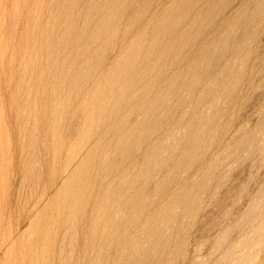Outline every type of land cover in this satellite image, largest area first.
Returning a JSON list of instances; mask_svg holds the SVG:
<instances>
[{"label": "rangeland", "instance_id": "374dc122", "mask_svg": "<svg viewBox=\"0 0 264 264\" xmlns=\"http://www.w3.org/2000/svg\"><path fill=\"white\" fill-rule=\"evenodd\" d=\"M127 1H128V3H127ZM146 1H148V0H131V1L126 0V2H125V0H0V240H1V243H0V254H1L0 255V263L1 264H16V263L17 264H28L30 261H31V263H29V264H33V263L34 264H36V263L44 264V262L48 259V257H49V259L51 257V260H47L48 262H45V264H54V262H55V264H59V263L60 264H72L73 262H74L73 264H76L75 262H77V261H78L77 264H81V263L82 264H88L89 261L91 262L90 264H94V263H97V264H105V263L106 264H110V263L111 264H116V263L117 264H136V263L137 264H150V263L151 264H153V263L154 264H264V12H263L264 8H262L260 13L258 15H256V17L254 18L252 25H251V29L249 30V33H247L245 36L247 38L244 37V39H243V42L248 43L247 46L245 47V49L246 48L247 49L244 53V59L248 60L246 62L247 63L246 64L247 70H245V72L248 75H247V77H243L245 84L242 86V88L240 90L243 94L239 93V91L238 92L235 91L234 90L235 86L233 89L234 92L232 91L231 94L230 93L226 94L227 95L226 97L229 100L231 97H233V99H236V101H233V102H231V104L228 103L226 105L224 103H222V104L219 103V105L217 107H223V104H224V106H226L224 111H226V112L224 113L222 119L218 123L213 124V126H212L214 129L219 130L218 128L222 129V127L224 128L228 123L230 124L228 132L225 136V141L227 140L225 143L226 145H232L233 144L234 136L241 129H245V131L248 132V137H247L248 140L250 139V137H251L250 140H252V138H254V140L251 141V143H248L246 145V147L243 149V151L242 150L239 151L240 153H238L237 155H234L232 158L226 159L224 161L221 160L222 153H223L222 150H225L224 148H222V150H221V149L216 148V147H211V148L206 149V150L198 151L197 158L199 157V160H198V162H196L195 167L193 169H189V171H186L187 169H185V168L182 169L178 175L176 182H174L173 184H172V181L170 184H168V181L166 182V180H165L166 178L164 177L167 172L169 175L172 174V168L170 166V160L168 159V153L171 155L173 150L170 153V149L167 148V151H163V152L161 151L159 155L152 156L151 157V160L153 159L152 162L154 161V158L155 159L157 158L158 160L156 159L155 163L154 162L152 163L155 165L152 166V164H151L150 169L147 170V172H144L143 179H140V183L137 186L135 185V188H134V189L137 188L136 191H139L143 195L144 198H146V197L148 198V196H150L151 194L152 195L154 194V197H158V201L160 200L159 202H157V204H155L156 210H159V211L157 212L158 213V215L156 216L157 218L155 217L154 219H152L150 221V227H149L150 233H149V235H147L148 231L146 230V232H144V234L142 236H139V238L137 240V246L134 247V245L132 243L134 235H136L135 233H137L139 231L140 227H143L145 224L141 223V222H139L137 224L132 223V224H130V228L128 227L129 226L128 225L125 227V229L123 227L118 226L119 222L116 223L117 225L113 224L114 216L112 217L111 209L117 208L118 204H115V203L112 204L111 203V197H109L108 195L106 196L104 194L103 195L100 194V192H102V190H104L106 188V186H107L106 182H107V184L108 183L110 184L113 176H114V179L116 177H117V179H119L121 176H123L125 167L132 168V165L134 164V162L131 160H135V159H133V157L135 155H137L138 159L141 158L140 160H142L143 156H145V152L149 150L151 144L154 142H157L159 140V138L163 137L164 133H166V130H168V129L165 128L164 125H161V123H165V121L167 120L166 118H168V114H166V113L168 112V110L170 108H173L172 105L175 106L178 103L179 98L180 99L183 98L182 100H183V103L185 102V108H186V107H189L191 105V103H193V101H192L193 96L195 98H197L201 90L205 91L204 83L200 84L201 86L199 85L198 90L199 89L200 90L197 93V92H195V90H192L193 87H195V85H196V82L194 80H190L191 78H185V77H183V78L181 77L178 79L175 78V80H173L172 75H173V73H180V75H182L183 72L186 71V67L188 64L187 62H189L188 59L192 60L195 58V57L190 56V55L195 53L196 51H198L201 48L200 46L202 45V43H203L202 41L204 40V36L201 35L195 42L194 39H195L196 34H197L196 33L197 29L192 28V26L190 25L191 21H187L186 19H182L179 16H183L185 14V12H187V14H190V13H188L189 11L194 12L196 10V12H197V10H201V8H199L200 6H202V8H204L207 4H209V1L204 0L205 5L202 4L200 6H199L200 3L198 2L199 0H194L195 3L193 0H164V1L163 0H156V1L155 0H153V1L149 0L148 3ZM134 2H136V3H134ZM143 2H144V5H143ZM154 2L156 3V5L154 4ZM157 2H159V3H157ZM177 2H178V5H177ZM259 2H260V0H236V1L232 0L231 6L229 8V13L230 12L232 13L234 9H237L238 7H240L242 5H246V4H247L250 12H255V8L257 7ZM129 3H131V4L133 3L132 4L133 10H131L132 7L130 8L131 4H129ZM146 3L150 6H147ZM165 4H167V5H165ZM172 4H174V5H172ZM175 4H176V6H175ZM152 5H153L154 9L152 8ZM170 5L173 8H171ZM193 5L195 6V8H198V9H195L193 7ZM140 6H141V8H140ZM146 6L148 8H146ZM126 7H129V8H126ZM192 7H193V9H192ZM143 8L144 9L146 8L145 11L143 10ZM119 9H121V10H119ZM139 10H140V12H139ZM179 10L181 13H179ZM120 11H121V13H120ZM135 11L136 12L138 11V12L136 13ZM142 11L144 13H147L148 15L144 14ZM131 12L134 13L135 15L132 14ZM152 12H154V13H152ZM261 12H262V14H261ZM128 13H130V15ZM163 13H164V15H163ZM172 13H173V15H172ZM176 14H178V15L176 16ZM187 14H185V15H187ZM134 16L136 18L132 19V17H134ZM137 16H138V18H137ZM169 17H170V20H169ZM112 18H114V21ZM157 18H158V20H157ZM161 18H162V21L164 20V23L166 22L164 25L162 24L163 22L161 21ZM111 19H112V22H114V23L111 22ZM135 19H137L139 24L138 23L134 24L133 21ZM206 19H207L206 17L203 18V20H206ZM129 20H132V21H129ZM139 20H141V21H139ZM159 20H160V22H159ZM175 20H177V22ZM216 20H217L216 24H218L220 19H216ZM109 21H110V23H109ZM128 21H129V23H128ZM172 21H174L175 23ZM180 21H181V23H178ZM117 23H118V25L120 24L119 25L120 27L116 26ZM122 23L124 26H122ZM127 23H128V26H127ZM177 23H178V25H177ZM159 24H160V26H159ZM110 25H112V28ZM156 25H157V28H155ZM114 26L119 28L118 32H116L118 30V28H116ZM158 26H159V30H158ZM176 26H178V28ZM138 27H139V29H138ZM143 27H144V30H143ZM172 27H174V28H172ZM130 28L131 29L133 28V30L131 31ZM163 28L165 31L163 30ZM171 28H172V30H170ZM114 29H116V30H114ZM153 29L155 31L157 29L158 32H154ZM152 30L154 33L151 32ZM166 30H169V31H166ZM125 31L130 32L129 35H128V33L125 34ZM170 31H172V32H170ZM159 32H160V34H159ZM180 32H182V33H180ZM214 32H216V28L211 27L205 33V37L210 39V36L213 35ZM151 33H153V34H151ZM162 33H164L165 35ZM122 34H124V35H122ZM167 34H170V36ZM126 35H127V37H125ZM131 36H132V38H130ZM153 36H154V38L152 39ZM186 36H188V38ZM189 36H190V39H189ZM148 37H150V38H148ZM162 38H164L162 40L163 42H161ZM181 38H183V39H181ZM186 38L189 39V43H188V40ZM192 38L194 41L192 40ZM142 39H143V41H142ZM148 39H150V40H148ZM178 39L180 40L181 43H179ZM127 40H128V42H127ZM147 42L154 44V47L152 44H148ZM164 42H165V44H164ZM185 42L188 45H186ZM175 43H177V44H175ZM182 43H184V45ZM136 45H137V47H136ZM173 45H175V46H173ZM179 45H181V46L179 47ZM249 45H250V48H248ZM157 46H159V47H157ZM171 46H173L174 48H172ZM191 46H192V48H191ZM125 47L127 48V50L125 49ZM187 47H189L191 49L189 50V48H187ZM196 47H198V48H196ZM122 48H123V50H122ZM148 48L151 50L149 51ZM161 48H162V50H161ZM183 48H184V50H183ZM137 49H138V51H137ZM146 49L148 51L145 52ZM133 50H135V51L133 52ZM142 50L144 53L142 52ZM154 50L155 51L157 50V51L155 52ZM171 50L173 51L174 56L172 55L173 53ZM168 51H170V52H168ZM185 51H186V53H185ZM158 52H160V53H158ZM133 53H135L134 56L132 55ZM150 53L152 54L151 56L148 55ZM164 53H165V55H164ZM246 53H248V54H246ZM158 54L162 58H159ZM135 55H138V57L137 56L135 57ZM143 55L146 57L148 55L149 57L144 58ZM183 55H185V56H183ZM186 55H188L189 57ZM119 56H120V58H119ZM130 56H132V57H130ZM142 56H143V58H142ZM156 56H158V60H157ZM182 56L185 59H183ZM126 57L130 61H128L126 59ZM132 58H133V61H135V62L132 61ZM141 58H142V60H141ZM151 58L153 59V62L155 60V63L150 62L152 60ZM139 59L143 63H141ZM163 59H165V61ZM180 59H181V61L183 60L182 63H180ZM118 60H119V62H118ZM186 60H188V61H186ZM156 61H157V64H156ZM170 61L174 65L173 64L170 65V63H171ZM166 62H168V63L166 64ZM130 63L133 64L134 68H133V66L129 65ZM116 64H118V65H116ZM113 65L115 67H113ZM155 65L161 66L163 69H161V67H157ZM119 66H122V67L120 68ZM128 66L130 67V69ZM163 66H165V67H163ZM112 67L114 69L115 68H117V69L112 70L113 69ZM124 67H125V69H124ZM143 67H144V69L146 67V70H143ZM152 67H154L155 70H153ZM168 68H171V69H168ZM120 69H121V71H120ZM236 69L238 70V67L234 66L233 71H235ZM132 70H133V72H132ZM159 70L164 71V73L162 71H159ZM219 70L218 69L212 70V74L213 75H219L220 74ZM123 71L124 72L126 71L128 73V75H127V73L125 74ZM151 71L154 72V75ZM239 71L245 73L244 71H241V70H239ZM111 72H114V73H111ZM116 72H118V73L116 74ZM149 72H151L152 74H150ZM158 72H159V74H158ZM165 72L167 75L165 74ZM259 73H260V75H259ZM110 74H111V76H110ZM155 74H157V75H155ZM163 74H164V76H163ZM135 75L137 76V79L140 78L141 75H144V77L146 75V78H143L141 76V78H140L141 80L140 79L137 80ZM127 76H129V78ZM106 77H107V79H106ZM119 77H121V78H119ZM134 77H135V79H134ZM147 77H149L150 81H147V79H148ZM156 77L157 78L159 77V78L157 79ZM233 77L238 78V75L234 74ZM96 78H97V80H95ZM153 78L158 80V81L155 82L156 80H154ZM167 78H168V80H167ZM98 80H99V82H98ZM106 80H107V82H106ZM129 81H130L131 87L129 86ZM133 81H135V82L133 83ZM138 81H140V83ZM108 82L109 83L114 82V83L112 85L111 84L109 85ZM116 82H118V83H116ZM136 82L139 84H136ZM181 82H183V84H181ZM150 83L151 84L153 83L155 85H153V84L151 85ZM92 84H94V86ZM132 84H134L135 87ZM140 84H142V86ZM187 84H190V85H187ZM181 85H184V87L183 86L181 87ZM132 86H133V88H132ZM139 86H141L142 88L140 89ZM152 86H154L155 89H153ZM169 86L173 87V89L175 90L174 93H172V94L166 93L167 89H165V88H168ZM101 87H102V89H101ZM118 87L120 88V90H118L119 89ZM93 88H94V90H93ZM96 88H97V90H96ZM126 88H127V90H126ZM135 88H136V91L133 90ZM148 88H150L152 92ZM182 88H184V90ZM163 89H165L164 93H166V95L164 94L165 96L163 95L164 98L160 94L163 92ZM53 90L57 91V93H54L55 91L53 92ZM95 90H96V92H95ZM121 90H123V91H121ZM125 90H126V92H125ZM138 90H141V93H144L143 95H145V96H142V94H140V91L138 92ZM146 90L151 92V93H149V92L147 93ZM106 91H107V93H106ZM119 91H121L122 98L120 97ZM193 91L195 92L196 95L192 94ZM93 92H95L96 94H94ZM133 92L136 94V96H135V94H131ZM218 92L219 91H217L216 93H218ZM235 92H237L236 94L238 95L239 98H235V96H237L236 94L234 96ZM53 93L55 95L57 94V96H54ZM145 93H147V94H145ZM183 93H185V94H183ZM113 94H114V96H113ZM138 94H140V95H138ZM186 94L188 95V97ZM127 95H128V97H127ZM131 95H132V98L129 99V97H131ZM157 95L162 96L161 102L163 100L165 101V102L164 101L162 102V104L164 103L163 105L165 106L162 109H163V111L165 109L166 110L164 111V113H163V111H161L162 113L159 112L160 115H159L157 110H154L153 113H155V115H157V117L155 115H154L155 117H153V115H151L150 119L148 118V120L142 122L144 124V126H142V123H140V121H141L140 119H142V113L144 110V107L141 106L142 101L143 100L152 101L153 99H156V98L159 99L160 97L158 98ZM182 95H183V97L181 98ZM134 96H135V98H134ZM141 96H142V98H140ZM146 96H147V98H146ZM70 97H72L73 100ZM92 97H94V98H92ZM105 97L106 98L108 97V98L106 99ZM144 97H145V99H143ZM56 98L58 101L56 100ZM88 98H89L90 102H89V100H87ZM118 98L120 101L121 100L122 101L120 102L118 100ZM127 98H128V101L126 102ZM137 98L139 99V101ZM60 99L62 100V102L64 100L65 103L64 102L62 103ZM108 99L111 102H109ZM114 99L117 102L119 101V103H121V105H119L116 101H114ZM135 99H137V100H135ZM140 99H141V101H140ZM168 99H169V101H168ZM91 100H92V102H91ZM104 100L107 102H105ZM71 101H73V102H71ZM87 101L89 104L87 103ZM95 101H96V103L94 104ZM103 101L105 104L107 103L108 105H104ZM132 101H133V104H132ZM136 101L139 102L140 104L136 103ZM175 101H177V103ZM55 102H56V104H55ZM92 103H93V106L91 107ZM122 103H123V105H122ZM102 104H103V107L100 106ZM61 105L63 106V108H61L62 107ZM116 105H118V106H116ZM204 105L205 106L202 105L199 108V112H202L204 110V108L206 106H208V104L207 105L204 104ZM56 106H57V108H56ZM96 106H99V107H96ZM108 106H110V107L113 106L114 109H111ZM136 106H138L139 111L136 110L137 109ZM159 106H161V105L159 104ZM166 106H168V107H166ZM87 107L89 108V112L91 111L90 109L93 110L90 112V114H88L89 112L87 110ZM95 107L97 108V111H96ZM105 107H107V108L105 109ZM134 107L136 109H133ZM55 108H56V110H55ZM116 108L117 109L122 108V109H120L121 110L120 111V110H116ZM58 109H60V110H58ZM101 109H102V113L100 111ZM109 109L111 110V112H108ZM114 110H115V112H113ZM131 110H132V112H131ZM134 110H136V111L134 112ZM208 110H210V109H208ZM95 111L97 112V115L100 114L101 116L104 113L105 117H104V114L102 117H100V115L99 116L95 115L94 114ZM123 111L126 113L128 111L129 112L127 114H125ZM53 112H55L57 114V116L55 113L53 115ZM133 112L135 115L137 113V116L133 115L132 114ZM49 113L50 114L52 113V114L49 115ZM130 113L132 114L133 117L131 116ZM107 114H108V116H107ZM128 114L131 116L130 118H129ZM52 115L55 116L56 118L53 119L54 117ZM90 115H93V117ZM117 115H119L121 119ZM161 115H162V117H161ZM210 115L214 116L215 112L211 110L209 113V116ZM85 116H86V118H85ZM89 116H90V119H89ZM95 116H97L98 118H95ZM110 116L113 118H111ZM158 116H160V119H165V121L160 120L159 124L162 127L158 126L157 128H159V129L154 130L157 126L156 120L158 119ZM229 116H231V117L233 116L232 119H230ZM49 119L51 121H49ZM83 119H85V120H83ZM98 119H100V120H98ZM122 119H123V121H122ZM152 119H154V120H152ZM90 120H91V123H90ZM101 120H102V122H101ZM127 120H129L130 122L128 123ZM132 120H134V121L131 125ZM55 121H56V124H54ZM109 121L111 123L110 125L108 123ZM113 121H116V125H114L115 122H113ZM136 121H138V122H136ZM51 122H53V123H51ZM73 123H74V125H73ZM78 123H79V125H78ZM85 123L88 125H86ZM96 123H98V124H96ZM102 123H103V125H102ZM112 123H114V124H112ZM120 123H124V124H120ZM151 123H152V126H150ZM153 123H154V125H153ZM75 124H76V126H75ZM55 125H58V126H55ZM77 125L78 126L81 125V127H78ZM89 125L91 128L89 127ZM127 125H129V126H127ZM96 126H97V129L99 131L101 130L100 132H98V130L96 129ZM100 126H101V129H100ZM108 126L110 127V131H108L109 130ZM111 126L113 127L114 130L111 128ZM135 126H137V127H135ZM120 127L121 128L123 127V129L126 128L125 131L122 130ZM130 127H133V128L129 129L130 130L129 131L128 128H130ZM152 127H153V129H151ZM47 128H48V130H47ZM143 128H144V130H143ZM58 129L61 132V134H63V136L65 134V136H64L65 139L68 137L69 138L67 140H65L63 138V136L59 133V131L56 132ZM87 129H88V131H87ZM91 129H92V131H90ZM71 130H72V132H71ZM118 130H119V133L117 132ZM147 130H149V131H147ZM153 130L156 131V133L158 132L157 137L153 136L154 135ZM49 131H51V132H49ZM102 131L104 132V134L102 133ZM107 131H108V134H107ZM131 131L134 132L135 136H137L135 139H134V136H133ZM142 131L144 132L143 133L144 135L142 134ZM203 131H205V129ZM80 132H81V134L78 136V134ZM86 132H88V135H90V136L87 135L89 137V138L87 137V139L85 138V136L87 134ZM146 132H147V134L149 133L148 134L149 136L146 134ZM53 133H54V135H53ZM100 133L103 135H101ZM109 133H111V134L114 133V134L111 135ZM173 133L176 135V137H179L181 135V131H173ZM119 134H121V136ZM76 135L78 136V138L76 137ZM95 135H96L97 139H96ZM97 135H99V138ZM104 135L109 136V137H106ZM115 135H116V137H115ZM118 135L120 136L119 138H117ZM57 136H59V137H57ZM70 136H72V137H70ZM123 136H125L124 138L126 140H124ZM146 136L148 139L150 138L149 141L147 140ZM103 137H105V138H103ZM51 138H52V140H51ZM82 138H84L85 140H83ZM114 138H116L117 140H115ZM139 138H141V140L143 138L144 139L141 141V140H138ZM98 139H100L101 142ZM102 139H104V140H102ZM136 139H137V144L135 145ZM91 140H92V142H91ZM95 140H98L99 143L97 144L98 141L95 142ZM113 140H114V142L115 141L117 143L119 142L118 143L119 145L116 142L115 143L117 145L114 144ZM129 140H130V143H129ZM51 141L53 144L51 143ZM57 141H59V142L57 143ZM64 141H65V143H64ZM83 141H85L84 145H83ZM102 141H104V142H102ZM122 141L125 142V143H123L124 145L120 144V143H122ZM133 141H135V142H133ZM138 141L142 142L143 145L141 143H139ZM143 141H146V143H144ZM106 142H107V144H106ZM60 143H62L61 145L64 146V149L61 145H59ZM74 143L76 145L75 147L73 146ZM88 143H89V145H88ZM128 143H129V146H128ZM175 143L177 144V142H175ZM69 144H71L72 147H74L73 151H72V147L70 148ZM101 144H105V145L103 146ZM144 144H145V146H144ZM77 145H79V147H77ZM109 145H110V147H109ZM116 146L118 149L116 148ZM134 146H136L138 148L135 147L136 148L135 149ZM60 147L63 149V151L62 150L59 151ZM67 147H69V148H67ZM89 147H90L91 151H92L91 147L94 148V151L91 152L88 149ZM145 147H146V149H145ZM171 147H172V145H171ZM50 148H52V149H50ZM102 148H103V150L100 151ZM128 148L131 150V152ZM86 149H88L91 154ZM110 149L112 151H110ZM113 149L115 150V152ZM55 150L58 152V154L56 153ZM68 150L70 152L71 151L72 152L68 153L69 152ZM76 150L78 152L77 154H75ZM78 150H80L81 152ZM121 150L125 151V153L122 151L123 152V153L121 152L122 157H121V153L117 157L116 154L118 152H120ZM136 150H138V153H136L137 152ZM103 151H104V153H103ZM108 151H109V153H108ZM185 151L186 150H184L183 152L181 151L178 154V155H180L179 157L177 156V154H175L174 155V157H176L175 160L177 158H178L177 160H180L181 154H185L186 153ZM73 152H74V154H73ZM99 152L101 155H98ZM204 152H206V153L204 154ZM83 153H85V154L83 155ZM48 154H49V156H48ZM52 154H53V156L55 155L56 157L55 156L53 157ZM92 154H94V156ZM102 154L106 155V156H102ZM166 154H167L168 163H165ZM74 155H77V157ZM96 155L98 156V158L101 161L97 158ZM109 155H110V157H109ZM160 155H161V157H160ZM82 156L84 159L82 158ZM85 156L87 157V159L89 158L88 160H90V161L85 159L86 158ZM88 156H90L91 159ZM92 156H93V158H92ZM115 156H116V158H115ZM162 156H164V157L162 158ZM105 157H108V158H105ZM112 157H113L114 161H112ZM124 157H125V160H124ZM159 157L161 158L162 161L160 160ZM107 159H109V160L107 161ZM69 160H71V161L73 160L72 161L73 164H71L72 162L71 161L69 162ZM74 160L81 163L82 167H84L82 162H85L84 163L85 167L83 168V169H85V171L80 170L82 167L81 168L79 167L80 168L79 169L77 166H75V165H77V163L74 162ZM91 160L94 161V165H93V162H91ZM117 160H119L120 162L118 161V163H117ZM67 161L71 164L70 167L68 166ZM97 161H99V163ZM106 162H110V163H106ZM122 162H124L123 165H122ZM213 162L217 163V165L214 168V176L211 175L210 177L203 180V182H201L202 185L200 188H202L203 193L200 196L199 200L195 201L196 205H194V204H193L194 206L190 205L189 209L186 212H184L181 209V206H177V205L171 207L170 209L167 208V205H166L167 200L166 199L170 198V196L174 195L176 192H179L184 187L183 183L185 182V180H187L189 177H191L192 175L195 174L194 170L196 169L197 165L202 163L203 165L209 166ZM53 163H55V164H53ZM56 163H58L60 166H62V165L63 166L60 167ZM64 163L66 166L64 169H62L64 167ZM91 163H92V165H91ZM100 163H102V165ZM157 163H158V165H157ZM108 164H110V165H108ZM53 165L54 166L56 165V166L53 167ZM121 165H122V167H121ZM48 166L50 167V170H49ZM99 166H101V167H99ZM103 166H104V168H103ZM113 166H114V168H110ZM157 166L159 168H157ZM56 167L59 169H54ZM51 168H52V170H51ZM67 168L69 169L68 170L69 172H71V170H72V172L70 174L68 171H66ZM98 168L100 169V171ZM152 168H153V170H152ZM60 169H62L61 172L59 171ZM95 169H96V171H95ZM105 169H108L107 173L105 172L106 171ZM116 169H117V171H116ZM63 170H65V171H63ZM102 170L103 171L105 170L104 171L105 173ZM156 170L157 171L159 170V172H157ZM53 171H55V172H53ZM57 171L59 173H56ZM82 171H84V172L81 173ZM170 171H171V173H170ZM78 172H80L81 174H79ZM91 172H92V174H91ZM114 172H115V174H114ZM121 172H123V173H121ZM55 173H56V175H55ZM63 173H65V174H63ZM94 173H97L98 175L94 174ZM100 173L102 176L99 175ZM72 174H74V176L73 177L69 176L70 178H68V175H72ZM168 174L166 175V177L169 176ZM57 175H58V177H57ZM80 175H81V177H80ZM105 175H106V177H105ZM118 175H119V177H118ZM54 176L57 178H54ZM77 176H78V178H77ZM99 176H101V177H99ZM179 176H181V177H179ZM60 177H61V179H59ZM74 177L78 180L79 179H81V180L77 181ZM102 177H103V179H102ZM140 178H142V176ZM71 179L73 181H71ZM92 179L94 180V182ZM98 179L99 180L101 179L100 180L101 182H99ZM145 179H147V180H145ZM64 180L67 182H65ZM149 180L151 181V183ZM61 181L63 183H65L62 186H61ZM73 182H74V185L72 184ZM75 182H76V184H75ZM79 182H80V184H79ZM69 183H70L71 187H70ZM83 183H85V184H83ZM96 183H97V185H96ZM164 183L167 184V186H164ZM92 184H93V186H92ZM76 185H79V187ZM65 186H66V188H65ZM81 186H82V188H81ZM96 186H98V187H96ZM159 186H160V189H163V190H159L160 192L158 193V192H156V188ZM50 187H52V188L50 189ZM73 187L76 190H78V188H81L80 192L78 190V192H79L78 196L76 194L77 191L73 190L74 189ZM204 187H206V191H205ZM116 188L110 187L108 189V191L113 192V191H115ZM70 189L73 190L74 192L71 191ZM96 189H98V190H96ZM68 190H69V192H68ZM91 190H93L92 193H91ZM61 191H63V193ZM61 193H62V195H61ZM95 193H96V195H95ZM68 194H70V195H68ZM43 195H46V196L44 197ZM64 195H66V197ZM71 195H73V196H71ZM74 195L79 197V199L77 197H75ZM55 197L57 198L56 201H55ZM104 198H106V200ZM181 198H183V195L181 196ZM58 199H60V200L58 201ZM68 199H70L69 202H67ZM94 199L96 200V202ZM98 199H100V200H98ZM62 200H63V202H61ZM103 200H105V201H103ZM48 201H49V203H47V204H49L51 209L53 208L52 214L50 213V210H51L50 207L48 208L47 207L48 205L46 204V202H48ZM70 201H71V203H70ZM77 201H79V202H77ZM57 202H58V204H57ZM76 202L78 205L76 204ZM100 202H102L101 203L102 205L100 204ZM59 203H61L60 205L65 203L66 208L64 205H62L60 208ZM80 203H81V205H80ZM84 203H85V205H84ZM96 203L100 204V208H99L98 212H94V209H93V207L96 205ZM45 204H46V207H45ZM52 204H53V206H51ZM67 204H69V205L67 206ZM106 204H107V207L105 206ZM111 204H112L111 208L108 207V205L110 206ZM57 205H58V208L56 210ZM76 205H77V207H76ZM83 205H84V207H83ZM89 205H90V208H89ZM34 206H37L36 209ZM104 206H105V208H104ZM68 207H69V209H68ZM62 208L67 210L69 214H67V211H64V209H62ZM41 209H43L44 211H41ZM174 209H176V210H174ZM55 210H56V212H54ZM101 210L103 211L102 213H101ZM109 210H110V212H108ZM39 211H41L43 213V215H45V216H42V213ZM58 211L61 213L57 214ZM65 213L68 216V218L65 215ZM75 213H77V214H75ZM80 213H82V215ZM33 214H37V215L34 216ZM26 215H28L29 217L28 216L26 217ZM39 215H40L41 220L39 218H37V217H39ZM56 215H58V217ZM75 215L77 217V221H75L76 220ZM146 215H147V213H144V217ZM80 216H81V219L79 220ZM104 216L106 218V221H105V219H102V217H104ZM120 216H123L125 218L127 217V215H120ZM173 216H174L175 222H173L174 221ZM123 217H121V219H124ZM168 217H170V218H168ZM27 218H29V219L32 218V219L29 220ZM42 218L45 220H43ZM50 218H52V219L54 218L55 222L53 223V221ZM56 218H57V220H55ZM35 219H37V221ZM91 219H92V221H91ZM94 219H96L95 224L93 223ZM100 219H101V221H99ZM24 220H25V222H24ZM49 220H51L52 222ZM71 220H72V222H71ZM78 220H79V223H78ZM108 220H111L112 222L111 221L109 222ZM40 221L42 224L39 223ZM45 221H47V222H45ZM61 221H63V222L66 221L65 223H63L64 228H63ZM97 221L99 222V224L96 223ZM168 221H169V223H168ZM33 222L38 223L41 226V228H40V226H38V224H32ZM73 222L76 224H74ZM105 222H107V224ZM162 222H164V223H162ZM20 223L22 225H20ZM46 223H48V224H46ZM56 224H58V225H56ZM65 224L69 225V226H66ZM111 224H112V226H111ZM169 224L171 226H169ZM50 225H51V227H50ZM73 225H74V227H73ZM94 225H96V226L94 227ZM97 225H99L100 227L98 226V228H97ZM103 225H105V226L107 225V226L105 227ZM167 225H168V227H167ZM172 225H174V226H172ZM29 226H30V228H28ZM43 226H45V227H43ZM160 226H161V228H159ZM179 226H180V228H179ZM31 227L33 228L32 230H31ZM55 227H57V228H55ZM95 228L98 230V231L96 230L97 232L95 231L96 233L94 232ZM105 228H106V231H104ZM49 229H51V230H49ZM58 229H60V230H58ZM73 229H75V230H73ZM37 230H39V231L37 232ZM107 230L109 231V234L107 233L108 232ZM29 231L30 232L32 231L31 234ZM34 231L39 233V234H42V233L43 234L45 233V234H44V236L42 234V235H40V237H38L39 234L36 236L37 233H35ZM57 231L59 232V234ZM92 232H94L95 238H94V236H93L94 234ZM161 232H162V234H161ZM100 233L101 234L103 233V234L100 235ZM155 233H156L157 237H155L156 236ZM22 235H24V237H25V239L23 238V240H22V237H23ZM47 235H49L48 239L46 237ZM106 235H108V236L106 237ZM152 235H155L154 236V242L155 243L153 242V239H152L153 236ZM164 235H165V237H163ZM99 236H101L100 237L101 239L97 238ZM113 236L114 237L116 236L117 239H115ZM27 237H29L30 239H28ZM31 237H32V240H31ZM71 237H73V238H71ZM144 237H145V239L142 240ZM148 237H150V239ZM167 237H169V238H167ZM14 238L15 239L17 238L18 240L16 239V241H15ZM19 238L21 239L22 243H20ZM26 238L28 239V241L31 240V242L25 241V240H27ZM39 238H40V241H42V242L39 241ZM52 238H54V239H52ZM76 238H78V240ZM89 238H90V241L88 240ZM105 238L108 240L105 241ZM156 238H157L158 242L156 241ZM4 239H5V241H4ZM7 239L11 240V241L9 242V241H7ZM59 239H61V241ZM119 239H121L120 242H119ZM82 240L83 241L85 240V241L83 242ZM162 240L165 242H163ZM6 241L9 242V244L10 243L11 244L9 245ZM13 241L15 242V245L13 244ZM36 241H37V243H36ZM72 241H73V244H72ZM77 241H78V243H76ZM93 241L95 243H93ZM4 242L7 243L6 246H3V245H5ZM16 242H18V243H16ZM52 242L54 244H52ZM85 242H86V245L84 244ZM88 242H90V243H88ZM115 242L117 245H115ZM161 242L164 243L163 244L164 246H162ZM19 243H20V245H19ZM108 243L112 244V247ZM171 243H172V245H171ZM16 244H18V246H19V249H18L19 252L17 250L18 246ZM91 244H94V245H92V247H91ZM100 244L104 245V247H102ZM105 244H107V245H105ZM154 244L155 245L159 244V245L154 246ZM12 245H14V246H12ZM39 245H42L41 248ZM109 245H110V248H109ZM165 245H167V246H165ZM46 246H47V249H46ZM51 246H52V249H51ZM86 246L94 248V250H95L94 253H96V254L93 253V249H90L88 247H87L88 249L85 248ZM138 246H139V248H138ZM6 247H8V248L10 247V248L8 249ZM26 247H28V248H26ZM49 247H50V249H49ZM113 247H114V249H113ZM154 247L157 250H154L155 249ZM159 247H162V248L159 249ZM57 248H58V250H57ZM65 248H66V250H65ZM73 248L75 249V251ZM106 248H109V250H108L109 252H107ZM25 249H27V250L29 249L30 252L25 250ZM43 249L46 250V252ZM161 249H162L163 253H161ZM16 250H17V253L15 252ZM38 250H40V251H38ZM50 250L52 253H50ZM90 250H92V251H90ZM96 250H97V252H96ZM105 250H106V252H105ZM118 250H120V252ZM125 250H126V252H125ZM7 251H8V253H7ZM13 251H14V253H13ZM26 251H27V253H25ZM154 251H158V253L154 252ZM47 252H49V253H47ZM113 252H114V254H113ZM56 253L59 255H57ZM153 253H154V258L152 256ZM31 254L32 255L35 254V257H38V256L39 257L36 259ZM39 254H41V256H42L41 258H40ZM51 254H52L53 258L51 256ZM72 254H73V257H72ZM101 254H103V255L101 256ZM150 254H151V256H150ZM159 254L161 257L159 256ZM26 255L27 256L29 255V257H27ZM65 255H66V257H65ZM70 255H71V257H70ZM118 255H120V256H118ZM132 255H133V257H132ZM155 255H156V258H155ZM44 256L46 259L43 258ZM81 256L83 257L82 259H81ZM97 256H98V259L96 258ZM142 256H144V257H142ZM158 256L160 259L158 258ZM63 257H64V259H63ZM91 257L93 259H91ZM145 257L147 258V260L149 262L145 259ZM7 258H8V260H6ZM28 258H30V259H28ZM33 258H35V259L33 260ZM65 258H66V260H65ZM95 258H96V260H95ZM139 258H140V262H137V261H139ZM151 258H153V259H151ZM105 259H106V261H105ZM36 260H38V261H36ZM116 260H118V261H116ZM142 260H143V262H142ZM7 261H9V262L7 263ZM35 261H36V263H35ZM50 261H52V262H50ZM107 261H108V263H107ZM133 261H135V262L133 263Z\"/></svg>", "mask_w": 264, "mask_h": 264}, {"label": "bare ground", "instance_id": "6f19581e", "mask_svg": "<svg viewBox=\"0 0 264 264\" xmlns=\"http://www.w3.org/2000/svg\"><path fill=\"white\" fill-rule=\"evenodd\" d=\"M131 1V0H130ZM149 1V0H148ZM148 1H146L147 3H148ZM153 1V0H152ZM151 1V2H152ZM156 1V0H155ZM164 1V0H163ZM194 1V0H193ZM207 1H209V4H207L204 8H202V6H200V5H202V4H204L205 3V1L204 0H199L198 2L200 3H198L199 4V8H201V10H197V12H196V10L194 11V12H188V13H190V14H187V12H185V14H187V15H183V16H179L180 18H182V19H186L187 21H191V26H192V28H195V29H197V34H196V37H195V42H196V40L202 35V36H204V40L202 41L203 43H202V45L200 46L201 48L198 50V51H196L195 53H193V54H191L190 56H193V57H195L194 59H192V60H190V59H188L189 60V62H187L188 64H187V67H186V71L185 72H183V74L182 75H180V73H173V75H172V78H173V80H175V78L176 79H178V78H183V77H185V78H191L190 80H194L195 82H196V85H195V87H193V89L192 90H195V92H199V90H198V88H199V85L200 84H202V83H204V85H205V91H200V93H199V95H198V97L197 98H195L193 95L195 94V92L193 91L192 92V101H193V103H191V105L189 106V107H186L185 108V102L183 103V95L181 96V98L182 99H178V103H177V101H175L176 103V105L175 106H173L172 105V107L174 108H170L169 110H168V112L166 113V114H168V118H166L167 120L165 121V119H160V116H158V119L156 120V123H157V126H156V128L154 129V130H157V129H159V128H157L158 126H161V125H164V127L165 128H167L168 130H166V133H164V135H163V137L162 138H159V140L157 141V142H154V143H152L151 144V146H150V148H149V150L148 151H146L145 152V156H143V158H142V160H140V159H138V157H137V155H135L134 157H133V159H135V160H131V161H133L134 162V164L132 165V168H129V167H125L124 168V174H123V176H121L119 179H117V177L114 179V176L112 177V181L110 182V184L108 183L107 184V182H106V188L104 189V190H102V192H100V194L101 195H108L109 197H111V203L113 204V203H115V204H118V206H117V208H114V209H111V214H112V217L114 216V219H113V224H115V225H117L116 223L117 222H119L118 223V226L119 227H123L124 229H125V227L126 226H128L129 228H130V224H132V223H134V224H137V223H139V222H141V223H144L145 225L143 226V227H140V229H139V231L137 232V233H135L136 235H134V238H133V240H132V243H133V245H134V247H136L137 246V240H138V238H139V236H142L143 234H144V232H146V230L148 231V234L147 235H149V227H150V221L152 220V219H154L157 215H158V211L159 210H156V207H155V204H157V202H159L158 201V197H154V194L151 196H148V198L146 197V198H144L143 197V195L139 192V191H136V189H134L135 188V185L137 186L139 183H140V179H143V175H144V172H147V170H149L150 169V166H151V164L154 162L155 163V160L157 159H155L154 158V161L152 162V160H151V157L152 156H155V155H159L160 154V152L162 151H167V148L168 149H170V153H171V151L173 150V152L171 153V155L168 153V159L170 160V166H171V168H172V174L171 175H169L168 174V172L166 173V175L168 174L169 176H167L166 177V175L164 176L166 179V182L168 181V184H170L171 183V181H172V184L174 183V182H176V180H177V178H178V175H179V173H180V171L182 170V169H187L186 171H189V169H193L194 167H195V165H196V162H198V160H199V157L197 158V155H198V151H202V150H206V149H209V148H211V147H216V148H219V149H221L222 150V148H224L225 150H222L223 151V153H222V157H221V160L222 161H224V160H226V159H229V158H232L234 155H237L238 153H240L239 151H243V149L246 147V145L248 144V143H251V141H253L254 140V138H252V140H250L251 139V137H250V139L248 140L247 139V137H248V132L247 131H245V129H241L235 136H234V140H233V144L232 145H226L225 143H226V141H225V136H226V134H227V132H228V129H229V126H230V124L228 123L224 128L222 127V129H220V128H218L219 130H216V129H214L212 126H213V124H216V123H218L221 119H222V117H223V115H224V113L226 112V111H224V109H225V107L226 106H224V104L226 105V104H228V103H230L231 104V102H233V101H236V99H233V97H231L230 98V100L226 97L227 95L226 94H231V92L233 91V89H234V86H235V91H239V93H241V94H243L240 90H241V88H242V86L245 84V81H244V79H243V77H247V73L245 72V70H247L246 69V62L248 61V60H246V59H244V53H245V51H246V49H245V47L247 46V44L248 43H246V42H243V39H244V37L246 36V34L247 33H249V30L251 29V25H252V22H253V20H254V18L256 17V15H258L259 13H260V11L262 10V8H264V0H260V2L258 3V5H257V7L255 8V12H250V10H249V8H248V6H247V4L246 5H242V6H240V7H238L237 9H234L233 10V12L231 13H229V8H230V6H231V3H232V0H207ZM236 1V0H235ZM125 2H126V0H125ZM142 2V1H141ZM145 2V1H144ZM144 2H143V5H144ZM179 2V1H178ZM178 2H177V5H178ZM127 3H128V1H127ZM126 3V4H127ZM134 3H136V2H134ZM146 3V4H147ZM157 3H159V2H157ZM166 3V2H165ZM194 3H195V1H194ZM129 4H131V3H129ZM133 4V3H132ZM132 4L130 5V8L132 7V9L131 10H133V6H132ZM142 4V3H141ZM154 4L156 5V3L154 2ZM162 4V3H161ZM197 4V5H198ZM165 5H167V4H165ZM164 5V6H165ZM172 5H174V4H172ZM195 5V4H194ZM193 5V7L195 8V6ZM196 5V6H197ZM205 5V4H204ZM203 5V6H204ZM129 6V5H128ZM147 6H150V5H148L147 4ZM146 6V8H148ZM175 6H176V4H175ZM135 7V6H134ZM166 7V6H165ZM170 7H171V5H170ZM193 7H192V9H193ZM126 8H129V7H126ZM140 8H141V6H140ZM145 8V9H146ZM152 8H153V5H152ZM158 8V7H157ZM171 8H173V7H171ZM178 8V7H177ZM187 8V7H186ZM137 9V8H136ZM145 9L143 8V10L145 11ZM154 9V8H153ZM156 9V8H155ZM165 9V8H164ZM163 9V10H164ZM170 9V8H169ZM188 9V8H187ZM195 9H198V8H195ZM119 10H121V9H119ZM141 10V9H140ZM140 10H139V12H140ZM162 10V11H163ZM167 10V9H166ZM186 10V9H185ZM184 10V11H185ZM189 10V9H188ZM187 10V11H188ZM153 11V10H152ZM171 11V10H170ZM193 11V10H192ZM124 12V11H123ZM126 12V11H125ZM133 12V11H132ZM131 12V13H132ZM136 12V11H135ZM138 12V11H137ZM136 12V13H137ZM143 12V11H142ZM141 12V13H142ZM264 12V11H263ZM120 13H121V11H120ZM144 13V12H143ZM152 13H154V12H152ZM166 13V12H165ZM176 13V12H175ZM179 13H181L180 12V10H179ZM129 15H130V13H128ZM132 14H134V13H132ZM140 14V13H139ZM144 14H146V15H148L147 13H144ZM261 14H262V12H261ZM128 15V16H129ZM135 15V14H134ZM141 15V14H140ZM139 15V16H140ZM143 15V14H142ZM163 15H164V13H163ZM172 15H173V13H172ZM178 14H176V16H177ZM150 16V15H149ZM156 17V16H155ZM204 17H206L207 19L206 20H203V18ZM262 17V16H261ZM111 18V17H110ZM109 18V19H110ZM134 18H136L135 16L134 17H132V19H134ZM137 18H138V16H137ZM151 18V17H150ZM164 18V17H163ZM172 18V17H171ZM113 19V21H114V18H112ZM112 19H111V22H112ZM155 19V18H154ZM160 19V18H159ZM168 19V18H167ZM166 19V20H167ZM175 19V18H174ZM178 19V18H177ZM216 19H220V21L218 22V24H216L217 23V20ZM136 21H137V19H135ZM133 21L134 22V24H137L138 23V21L136 22V21ZM157 20H158V18H157ZM169 20H170V17H169ZM106 21V20H105ZM129 21H132V20H129ZM129 21H128V23H129ZM139 21H141V20H139ZM161 21H162V18H161ZM168 21V20H167ZM176 22H177V20H175ZM216 21V22H215ZM132 22V23H133ZM136 22V23H135ZM147 22V21H146ZM156 22V21H155ZM159 22H160V20H159ZM163 23V25L166 23H164V20L162 21ZM172 22H174V21H172ZM109 23H110V21H109ZM112 23H114V22H112ZM111 23V24H112ZM125 23V22H124ZM128 23H127V26H128ZM175 23V22H174ZM178 23H181V21L180 22H178ZM178 23H177V25H178ZM189 23V22H188ZM187 23V24H188ZM105 24V23H104ZM133 24V25H134ZM139 24V23H138ZM144 24V23H143ZM146 24V23H145ZM157 24V23H156ZM115 25V24H114ZM120 25V24H119ZM118 25V23H117V25L116 26H119ZM131 25V24H130ZM155 25V24H154ZM153 25V26H154ZM158 25V24H157ZM157 25L155 26V28H157ZM173 25V24H172ZM111 26V28H112V25H110ZM116 26H114V27H116ZM122 26H124L123 25V23H122ZM135 26V25H134ZM144 26V25H143ZM159 26H160V24H159ZM159 26H158V30H159ZM254 26V25H253ZM120 27V26H119ZM163 27V26H162ZM170 27V26H169ZM177 28H178V26H176ZM175 27V28H176ZM185 27V26H184ZM213 28V27H215L216 28V32H214L213 33V35H211L210 36V39H208V38H206L205 37V33L207 32V30L208 29H210V28ZM116 28H118V27H116ZM128 28V27H127ZM134 28V27H133ZM133 28L131 29V31L133 30ZM142 28V27H141ZM140 28V29H141ZM154 28V27H153ZM166 28V27H165ZM172 28H174V27H172ZM172 28L170 29V30H172ZM191 28V27H190ZM110 29V28H109ZM136 29V28H135ZM138 29H139V27H138ZM181 29V28H180ZM189 29V28H188ZM111 30V29H110ZM113 30V29H112ZM114 30H116V29H114ZM129 30V29H128ZM137 30V29H136ZM143 30H144V27H143ZM151 30V29H150ZM149 30V31H150ZM154 30V29H153ZM153 30L151 31V32H153ZM158 30L156 29V31L154 30V32H158ZM163 30H164V28H163ZM185 30V29H184ZM183 30V31H184ZM187 30V29H186ZM119 31V28H118V30L116 31V32H118ZM130 31V30H129ZM138 31V30H137ZM165 31V30H164ZM163 31V32H164ZM166 31H169V30H166ZM175 31V30H174ZM182 31V30H181ZM153 32V33H154ZM170 32H172V31H170ZM186 32V31H185ZM193 32V31H192ZM126 33H128V35H129V33L130 32H126L125 31V34ZM133 33V32H132ZM136 33V32H135ZM134 33V34H135ZM153 33H151V34H153ZM166 33V32H165ZM175 33V32H174ZM180 33H182V32H180ZM117 34V33H116ZM119 34V33H118ZM133 34V35H134ZM150 34V33H149ZM159 34H160V32H159ZM162 34H164V33H162ZM176 34V33H175ZM122 35H124V34H122ZM132 35V36H133ZM147 35V34H146ZM165 35V34H164ZM167 35H169L170 36V34H167ZM166 35V36H167ZM174 35V34H173ZM132 36L130 37V38H132ZM150 36V35H149ZM155 36V35H154ZM154 36L152 37V39L154 38ZM125 37H127V35L125 36ZM182 37V36H181ZM187 38H188V36H186ZM148 38H150V37H148ZM158 38V37H157ZM166 38V37H165ZM186 38V39H187ZM194 38V37H193ZM193 38H192V40H193ZM203 38V37H202ZM245 38H247V37H245ZM140 39V38H139ZM159 39V38H158ZM164 38H162L161 39V42H163L162 40H163ZM181 39H183V38H181ZM189 39H190V36H189ZM189 39H187L188 40V43H189ZM129 40V39H128ZM128 40H127V42H128ZM131 40V39H130ZM148 40H150V39H148ZM157 40V39H156ZM179 40V39H178ZM193 40V41H194ZM248 40V39H247ZM142 41H143V39H142ZM192 41V42H193ZM126 42V43H127ZM131 42V41H130ZM178 42V41H177ZM184 42V41H183ZM142 43V42H141ZM148 44H152V43H149V42H147ZM157 43V42H156ZM168 43V42H167ZM179 43H181L180 42V40H179ZM178 43V44H179ZM186 43V42H185ZM252 43V42H251ZM129 44V43H128ZM160 44V43H159ZM164 44H165V42H164ZM163 44V45H164ZM175 44H177V43H175ZM183 45H184V43H182ZM126 45V44H125ZM124 45V46H125ZM132 45V44H131ZM153 45V47H154V44H152ZM167 45V44H166ZM165 45V46H166ZM170 45V44H169ZM186 45H188L187 43H186ZM173 46H175V45H173ZM173 46H171L172 48H174ZM178 46V45H177ZM181 45H179V47H180ZM122 47V46H121ZM128 47V46H127ZM136 47H137V45H136ZM142 47V46H141ZM146 47V46H145ZM144 47V48H145ZM157 47H159V46H157ZM135 48V47H134ZM150 48V47H149ZM148 48V50L150 51L151 49H149ZM165 48V47H164ZM177 48V47H176ZM185 48V47H184ZM184 48H183V50H184ZM187 48H189V47H187ZM191 48H192V46H191ZM191 48H189V50L191 49ZM196 48H198V47H196ZM248 48H250V45H249V47ZM125 49L127 50V48L125 47ZM153 49V48H152ZM186 49V48H185ZM122 50H123V48H122ZM144 50V49H143ZM143 50H142V52H143ZM147 49L145 50V52L146 51H148ZM160 50V49H159ZM158 50V51H159ZM161 50H162V48H161ZM135 50H133V52H134ZM137 51H138V49H137ZM141 51V50H140ZM155 51V50H154ZM153 51V52H154ZM157 51V50H156ZM155 51V52H156ZM172 51V50H171ZM182 51V50H181ZM121 52V51H120ZM126 52V51H125ZM168 52H170V51H168ZM177 52V51H176ZM248 52V51H247ZM137 53V52H136ZM144 53V52H143ZM158 53H160V52H158ZM172 53H173V51H172ZM180 53V52H179ZM185 53H186V51H185ZM129 54V53H128ZM134 54L135 53H133L132 55L134 56ZM142 54V53H141ZM154 54V53H153ZM167 54V53H166ZM169 54V53H168ZM184 54V53H183ZM246 54H248V53H246ZM245 54V55H246ZM125 55V54H124ZM148 55H152L151 53L150 54H148ZM147 55V57H149ZM164 55H165V53H164ZM163 55V56H164ZM173 56H174V53L172 54ZM177 55V54H176ZM138 57V55H135V57ZM144 56V55H143ZM143 56H142V58H143ZM154 56V55H153ZM158 56H159V54H158ZM158 56H156L157 57V60H158ZM167 56V55H166ZM169 56V55H168ZM171 56V55H170ZM183 56H185V55H183ZM182 56V58L183 59H185L184 57ZM186 56H188V55H186ZM130 57H132V56H130ZM146 56H144V58H145ZM146 57V58H147ZM165 57V56H164ZM189 57V56H188ZM119 58H120V56H119ZM125 58V57H124ZM142 58H141V60H142ZM159 58H162V57H160L159 56ZM169 58V57H168ZM174 58V57H173ZM247 58V57H246ZM126 59L128 60V58L126 57ZM152 59V58H151ZM150 59V60H151ZM156 59V58H155ZM176 59V58H175ZM249 59V58H248ZM122 60V59H121ZM136 60V59H135ZM140 60V59H139ZM141 60H140V62H141ZM164 61H165V59H163ZM167 60V59H166ZM177 60V59H176ZM175 60V61H176ZM188 60H186V61H188ZM128 61H130V60H128ZM132 61H133V58H132ZM131 61V62H132ZM161 61V60H160ZM172 61V60H171ZM170 61V62H171ZM117 62V61H116ZM118 62H119V60H118ZM133 62H135V61H133ZM148 62V61H147ZM150 62H152V63H155V60H154V62H153V59L150 61ZM183 62V60L181 61V59H180V63H182ZM126 63V62H125ZM141 63H143V62H141ZM165 63V62H164ZM168 62H166V64H167ZM146 64V63H145ZM156 64H157V61H156ZM163 64V63H162ZM165 64V65H166ZM171 64H173L172 62L170 63V65ZM179 64V63H178ZM116 65H118V64H116ZM124 65V64H123ZM122 65V66H123ZM130 66H133V64L132 63H130L129 64ZM138 65V64H137ZM142 65V64H141ZM148 65V64H147ZM146 65V66H147ZM164 65V64H163ZM174 65V64H173ZM180 65V64H179ZM178 65V66H179ZM182 65V64H181ZM122 66H119L120 68L122 67ZM155 66H157V65H155ZM168 66V65H167ZM166 66V67H167ZM234 66H236V67H238V70L236 69L235 71H233V67ZM113 67H115L114 65H113ZM112 67V68H113ZM129 67V66H128ZM138 67V66H137ZM142 67V66H141ZM149 67V66H148ZM147 67V68H148ZM157 67H161V66H157ZM163 67H165V66H163ZM133 68H134V66H133ZM150 68V67H149ZM153 68V70H155L154 69V67H152ZM156 68V67H155ZM117 68H113L112 70H116ZM124 69H125V67H124ZM129 69H130V67H129ZM128 69V70H129ZM157 69V68H156ZM161 69H163L162 67H161ZM168 69H171V68H168ZM219 70V72H220V74L219 75H213L212 74V70ZM109 70V69H108ZM119 70V69H118ZM127 70V71H128ZM142 70V69H141ZM143 70H146V67H145V69H144V67H143ZM239 70H241V71H244L245 73H243V72H240ZM120 71H121V69H120ZM130 71V70H129ZM158 71V70H157ZM159 71H162V70H159ZM170 71V70H169ZM172 71V70H171ZM203 71V72H202ZM124 72V71H123ZM122 72V73H123ZM132 72H133V70H132ZM141 72V71H140ZM145 72V71H144ZM148 72V71H147ZM146 72V73H147ZM152 73H153V75H154V72L153 71H151ZM151 72H149L150 74H152ZM163 73H164V71H162ZM109 73V72H108ZM111 73H114V72H111ZM118 72H116V74H117ZM121 73V74H122ZM125 74L127 73L126 71L124 72ZM123 73V74H124ZM145 73V74H146ZM182 73V72H181ZM201 73V74H200ZM148 74V73H147ZM158 74H159V72H158ZM165 74H166V72H165ZM234 74H236V75H238V78H234L233 77V75ZM105 75V74H104ZM127 75H128V73H127ZM155 75H157V74H155ZM162 75V74H161ZM160 75V76H161ZM167 75V74H166ZM259 75H260V73H259ZM110 76H111V74H110ZM139 76V75H138ZM143 78H146V75H145V77H144V75H141ZM141 76H140V78H141ZM163 76H164V74H163ZM128 78H129V76H127ZM135 77H136V79H137V76L135 75ZM135 77H134V79H135ZM166 77V76H165ZM237 77V76H236ZM119 78H121V77H119ZM140 78H138V79H140ZM148 79H147V81H150L149 80V77H147ZM155 78V77H154ZM153 78V79H154ZM157 78V77H156ZM159 78V77H158ZM157 78V79H158ZM241 78V79H240ZM106 79H107V77H106ZM111 79V78H110ZM131 79V78H130ZM129 79V80H130ZM137 79V80H138ZM171 79V78H170ZM95 80H97V78L95 79ZM127 80V79H126ZM141 80V79H140ZM145 80V79H144ZM143 80V81H144ZM154 80H156V79H154ZM167 80H168V78H167ZM118 81V80H117ZM142 81V82H143ZM146 81V80H145ZM158 80H156L155 82H157ZM98 82H99V80H98ZM106 82H107V80H106ZM127 82V81H126ZM135 81H133V83H134ZM139 83H140V81H138ZM141 82V83H142ZM104 83V82H103ZM102 83V84H103ZM109 83V82H108ZM114 83V82H113ZM113 83H109V85L111 84H113ZM116 83H118V82H116ZM122 83V82H121ZM139 83H137L136 82V84H139ZM146 83V82H145ZM166 83V82H165ZM170 83V82H169ZM172 83V82H171ZM191 83V82H190ZM96 84V83H95ZM99 84V83H98ZM148 84V83H147ZM146 84V85H147ZM151 84V83H150ZM153 84V83H152ZM151 84V85H152ZM174 84V83H173ZM181 84H183V82H181ZM93 86H94V84H92ZM97 85V84H96ZM123 85V84H122ZM133 86H134V84H132ZM141 86H142V84H140ZM150 85V86H151ZM153 85H155V84H153ZM158 85V84H157ZM161 85V84H160ZM187 85H190V84H187ZM186 85V86H187ZM98 86V85H97ZM101 86V85H100ZM99 86V87H100ZM119 86V85H118ZM129 86L131 87V85H130V81H129ZM133 86H132V88H133ZM138 86V85H137ZM141 86H139L140 87V89L142 88ZM180 86V85H179ZM184 87V85H181V87ZM185 86V87H186ZM201 86V85H200ZM92 87V86H91ZM96 87V86H95ZM98 87V88H99ZM111 87V86H110ZM109 87V88H110ZM123 87V86H122ZM135 87V86H134ZM145 87V86H144ZM149 87V86H148ZM153 87V89H155L154 88V86H152ZM156 87V86H155ZM188 87V86H187ZM115 88V87H114ZM119 88V87H118ZM128 88V87H127ZM127 88H126V90H127ZM190 88V87H189ZM258 88V87H257ZM91 89V88H90ZM101 89H102V87H101ZM111 89V88H110ZM109 89V90H110ZM122 89V88H121ZM144 89V88H143ZM147 89V88H146ZM148 89H150V88H148ZM165 89H167L166 90V93L167 94H172V93H174L175 92V90L173 89V87H171V86H169L168 88H165ZM165 89H163V92L162 93H160L162 96L165 94L166 95V93H164L165 92ZM183 90H184V88H182ZM181 89V90H182ZM255 89V88H254ZM56 90V89H55ZM55 90H53V92L55 91ZM93 90H94V88H93ZM96 90H97V88H96ZM96 90H95V92H96ZM104 90V89H103ZM118 90H120V88L118 89ZM126 90H125V92H126ZM133 90H135L136 91V88L135 89H133ZM186 90V89H185ZM188 90V89H187ZM198 90V91H197ZM108 91V90H107ZM107 91H106V93H107ZM121 91H123V90H121ZM121 91H119L120 93V97L122 98V96H121ZM140 91V94H142V96H145V95H143L144 93H141V90H138V92ZM144 91V90H143ZM147 91V90H146ZM150 91H151V89H150ZM180 91V90H179ZM217 91H219L218 93H216ZM95 92H93L94 94H96ZM105 92V91H104ZM109 92V91H108ZM149 91H147V93H148ZM152 92V91H151ZM151 92H149V93H151ZM178 92V91H177ZM181 92V91H180ZM185 92V91H184ZM234 92V91H233ZM237 92H235L234 93V96H235V94L237 93ZM54 93H57V91H55ZM53 93V94H54ZM59 93V92H58ZM102 93V92H101ZM124 93V92H123ZM122 93V94H123ZM147 93H145V94H147ZM187 93V92H186ZM191 93V92H190ZM60 94V93H59ZM93 94V95H94ZM118 94V93H117ZM131 94H135L134 92L133 93H131ZM140 94H138V95H140ZM178 94V93H177ZM176 94V95H177ZM183 94H185V93H183ZM188 94V93H187ZM186 94V95H187ZM152 95V94H151ZM158 96V98L159 99H153L152 101H146V100H143L142 101V104H141V106L142 107H144V110H143V113H142V119H140L139 121H140V123H142V122H144V121H146V120H148V118L150 119V116L151 115H153V117H157V115H155V113H153L154 112V110H157L158 111V113L159 112H161V111H163V107H165L163 104H162V102L164 101H162L161 102V97L162 96ZM164 95V96H165ZM196 95V94H195ZM237 95V94H236ZM54 96H57V94L55 95L54 94ZM78 96V95H77ZM106 96V95H105ZM108 96V95H107ZM110 96V95H109ZM113 96H114V94H113ZM130 96V95H129ZM135 96H136V94H135ZM135 96H134V98H135ZM142 96L140 97V98H142ZM164 96H163V98H164ZM190 96V95H189ZM229 96V95H228ZM127 97H128V95H127ZM178 97V96H177ZM176 97V98H177ZM180 97V96H179ZM187 97H188V95H187ZM72 100H73V98L72 97H70ZM75 98V97H74ZM92 98H94V97H92ZM106 98V97H105ZM108 98V97H107ZM106 98V99H107ZM112 98V97H111ZM126 98V97H125ZM132 98V95H131V97H129V99H131ZM146 98H147V96H146ZM235 98H239L238 97V95L237 96H235ZM241 98V97H240ZM99 99V98H98ZM101 99V98H100ZM116 99V98H115ZM114 99V101H116ZM138 99V98H137ZM137 99H135V100H137ZM143 99H145V97L143 98ZM187 99V98H186ZM190 99V98H189ZM242 99V98H241ZM56 100H57V98H56ZM61 100V99H60ZM59 100V101H60ZM68 100V99H67ZM87 100H89V98L87 99ZM103 100V99H102ZM118 100H119V98H118ZM134 100V99H133ZM171 100V99H170ZM58 101V100H57ZM66 101V100H65ZM105 101V100H104ZM104 101H103V103H104ZM108 101H109V99H108ZM120 101V100H119ZM119 101L117 102L119 105H121V103H119ZM122 101V100H121ZM120 101V102H121ZM128 101V98H127V100H126V102ZM138 101H139V99H138ZM140 101H141V99H140ZM168 101H169V99H168ZM186 101V100H185ZM191 101V102H192ZM240 101V100H239ZM61 102H62V100H61ZM63 102H64V100H63ZM62 102V103H63ZM71 102H73V101H71ZM89 102H90V100H89ZM91 102H92V100H91ZM101 102V101H100ZM105 102H107V101H105ZM109 102H111V101H109ZM165 102V101H164ZM188 102V101H187ZM65 103V102H64ZM87 103H88V101H87ZM96 103V101L94 102V104ZM125 103V102H124ZM129 103V102H128ZM136 103H138V104H140L139 102H137L136 101ZM168 103V102H167ZM219 103L220 104H222V103H224L223 104V107H217L218 105H219ZM55 104H56V102H55ZM69 104V103H68ZM67 104V105H68ZM73 104V103H72ZM89 104V103H88ZM99 104V103H98ZM132 104H133V101H132ZM159 104L162 106H159ZM169 104V103H168ZM187 104V103H186ZM204 104H208V106H206L205 108H204V110L202 111V112H199V108L203 105V106H205ZM60 105V104H59ZM66 105V106H67ZM104 105H108L107 103L105 104L104 103ZM122 105H123V103H122ZM136 105V104H135ZM167 105V104H166ZM189 105V104H188ZM53 106V105H52ZM62 106V105H61ZM69 106V105H68ZM93 106V103L91 104V107ZM100 106H102L103 107V104L102 105H100ZM114 106V105H113ZM113 106H108L109 108H111V109H114L113 108ZM116 106H118V105H116ZM134 106V105H133ZM132 106V107H133ZM139 106V105H138ZM138 106H136L137 107V109L134 107L133 109H136V110H138L139 111V109H138ZM169 106V105H168ZM168 106H166V107H168ZM60 107V106H59ZM70 107V106H69ZM96 107H99V106H96ZM95 107V108H96ZM120 107V106H119ZM122 107V106H121ZM56 108H57V106H56ZM56 108H55V110H56ZM61 108H63V106L61 107ZM107 107H105V109H106ZM129 108V107H128ZM146 108V109H145ZM53 109V108H52ZM68 109V108H67ZM99 109V108H98ZM120 109H122V108H120ZM119 108L117 109L116 108V110H120ZM143 109V108H142ZM141 109V110H142ZM162 109V110H161ZM165 109V108H164ZM208 109H210V110H208ZM50 110V109H49ZM58 110H60V109H58ZM87 110H88V112H89V108L87 107ZM91 111H93L92 109H90ZM136 110H134V112L136 111ZM140 110V111H141ZM166 110V109H165ZM164 110V111H165ZM172 110V111H171ZM214 111L215 112V115L214 116H209V113H210V111ZM51 111V110H50ZM90 111V112H91ZM96 111H97V108H96ZM95 111V112H96ZM99 111V110H98ZM101 111V113H102V109L100 110ZM108 111V110H107ZM121 111V110H120ZM164 111H163V113H164ZM48 112V111H47ZM67 112V111H66ZM87 112V113H88ZM90 112L88 113V114H90ZM94 112V114L95 115H97V112L95 113ZM108 112H111V110L109 109V111ZM113 112H115V110L113 111ZM117 112V111H116ZM124 112V111H123ZM129 112V111H128ZM127 112V113H128ZM131 112H132V110H131ZM134 112L132 113L133 115H135L134 114ZM54 113L55 112H53V115H54ZM65 113V112H64ZM125 114H127L126 112H124ZM140 113V112H139ZM162 113V112H161ZM52 114V113H51ZM50 113H49V115H51ZM56 114V113H55ZM86 114V113H85ZM104 114V113H103ZM103 114H102V116H103ZM120 114V113H119ZM131 114V113H130ZM132 114H131V116H132ZM52 115V116H53ZM75 115V114H74ZM87 115V114H86ZM100 115V114H99ZM99 115H97V116H99ZM111 115V114H110ZM113 115V114H112ZM129 115V114H128ZM155 115V116H154ZM159 115H160V113H159ZM56 116H57V114H56ZM90 116H92L93 117V115H90ZM90 116H89V119H90ZM97 116H95V118H98ZM101 115H100V117H102ZM107 116H108V114H107ZM119 118H120V116L119 115H117ZM124 116V115H123ZM127 116V115H126ZM125 116V117H126ZM130 115H129V118L131 117ZM135 116H137V113H136V115ZM140 116V115H139ZM165 116V115H164ZM54 118L53 119H55L56 117L55 116H53ZM72 117V116H71ZM84 117V116H83ZM99 117V118H100ZM104 117H105V114H104ZM111 117V116H110ZM116 117V116H115ZM122 117V116H121ZM124 117V118H125ZM133 117V116H132ZM161 117H162V115H161ZM230 117V119H232V117L231 116H229ZM85 118H86V116H85ZM88 118V117H87ZM111 118H113V117H111ZM128 118V119H129ZM135 118V117H134ZM140 118V117H139ZM152 118V117H151ZM165 118V117H164ZM72 119V118H71ZM93 119V118H92ZM103 119V118H102ZM106 119V118H105ZM121 119V118H120ZM136 119V118H135ZM138 119V118H137ZM155 119V118H154ZM154 119H152V120H154ZM83 120H85V119H83ZM95 120V119H94ZM98 120H100V119H98ZM160 120H163V121H165V123H161V125L159 124L160 123ZM49 121H51L50 119H49ZM53 121V120H52ZM88 121V120H87ZM96 121V120H95ZM105 121V120H104ZM111 121V120H110ZM110 121L108 122L109 123V125L111 124L110 123ZM121 121V120H120ZM122 121H123V119H122ZM133 121L134 120H132V122H131V125H132V123H133ZM231 121V120H230ZM72 122V121H71ZM89 122V121H88ZM98 122V121H97ZM100 122V121H99ZM101 122H102V120H101ZM100 122V123H101ZM113 122H115V124L114 123H112V124H114V125H116V121H113ZM118 122V121H117ZM127 122L129 123L130 121L129 120H127ZM136 122H138V121H136ZM51 123H53V122H51ZM90 123H91V120H90ZM127 123V124H128ZM135 123V122H134ZM147 123V122H146ZM145 123V124H146ZM49 124V123H48ZM54 124H56V121H55V123ZM58 124V123H57ZM72 124V123H71ZM77 124V123H76ZM76 124H75V126H76ZM86 124V123H85ZM96 124H98V123H96ZM120 124H124V123H120ZM119 124V125H120ZM126 124V123H125ZM159 124V125H158ZM50 125V124H49ZM73 125H74V123H73ZM78 125H79V123H78ZM77 125V126H78ZM82 125V124H81ZM81 125L80 126H78V127H81ZM84 125V124H83ZM86 125H88V124H86ZM102 125H103V123H102ZM101 125V126H102ZM105 125V124H104ZM153 125H154V123H153ZM221 125V124H220ZM55 126H58V125H55ZM62 126V125H61ZM92 126V125H91ZM98 126V125H97ZM97 126H96V129H97ZM101 126H100V129H101ZM113 126V125H112ZM111 126V128L113 129V127ZM118 126V125H117ZM126 126V125H125ZM127 126H129V125H127ZM139 126V125H138ZM142 126H144V124L142 123ZM141 126V127H142ZM150 126H152V123L150 124ZM216 126V125H215ZM52 127V126H51ZM54 127V126H53ZM77 127V128H78ZM89 127H90V125H89ZM93 127V126H92ZM99 127V126H98ZM109 127V126H108ZM124 127V126H123ZM123 127L121 128L122 130H124L125 131V129H123ZM135 127H137V126H135ZM134 127V128H135ZM148 127V126H147ZM162 127V126H161ZM58 128V127H57ZM84 128V127H83ZM86 128V127H85ZM88 128V127H87ZM91 128V127H90ZM94 128V127H93ZM92 128V129H93ZM115 128V127H114ZM131 128H133V127H130V128H128V130L129 129H131ZM139 128V127H138ZM150 128V127H149ZM148 128V129H149ZM216 128V127H215ZM50 129V128H49ZM54 129V128H53ZM56 129V128H55ZM92 129L90 130V131H92ZM95 129V130H96ZM106 129V128H105ZM118 129V128H117ZM140 129V128H139ZM151 129H153V127L151 128ZM205 129V131H203ZM47 130H48V128H47ZM73 130V129H72ZM72 130H71V132H72ZM86 130V129H85ZM84 130V131H85ZM98 130V129H97ZM107 130V129H106ZM114 130V129H113ZM133 130V129H132ZM138 130V129H137ZM143 130H144V128H143ZM153 130V131H154ZM165 130V129H164ZM236 130V129H235ZM54 131V130H53ZM59 131V129L56 131V132H58ZM75 131V130H74ZM73 131V132H74ZM87 131H88V129H87ZM89 131V132H90ZM101 131V130H100ZM99 130H98V132H100ZM105 131V130H104ZM108 131H110V127H109V130ZM108 131H107V134H108ZM121 131V130H120ZM130 131V130H129ZM147 131H149V130H147ZM173 131H181V135L179 136V137H176V135L173 133ZM49 132H51V131H49ZM55 132V133H56ZM70 132V131H69ZM68 132V133H69ZM76 132V131H75ZM74 132V133H75ZM106 132V131H105ZM116 132V131H115ZM114 132V133H115ZM118 133H119V130L117 131ZM127 132V131H126ZM125 132V133H126ZM132 132V131H131ZM136 132V131H135ZM140 132V131H139ZM138 132V133H139ZM152 132V131H151ZM165 132V131H164ZM59 133L61 134V132L59 131ZM63 133V132H62ZM87 134H86V136H85V138L87 139V137L88 136H90V135H88V132H86ZM102 133L104 134V132L102 131ZM114 133H109V134H111V135H113ZM121 133V132H120ZM124 133V132H123ZM130 133V132H129ZM137 133V132H136ZM135 133V134H136ZM144 132L142 131V134H143ZM158 133V132H157ZM157 133H156V131H154V135L153 136H158L157 135ZM70 134V133H69ZM78 134V133H77ZM81 134V132L78 134V136ZM96 134V133H95ZM101 134V133H100ZM103 134H101V135H103ZM106 134V135H107ZM117 134V133H116ZM132 134H133V136H134V139L137 137V136H135L134 135V132H132ZM131 134V135H132ZM141 134V133H140ZM141 134V135H142ZM146 134H147V132H146ZM149 134V133H148ZM147 134V135H148ZM153 134V133H152ZM163 134V133H162ZM256 134V133H255ZM53 135H54V133H53ZM59 135V134H58ZM62 136H63V134H61ZM60 135V136H61ZM71 135V134H70ZM73 135V134H72ZM88 135V136H87ZM94 135V134H93ZM106 135H104V136H106ZM120 136H121V134H119ZM118 135V137L117 138H119L120 136ZM126 135V134H125ZM139 135V134H138ZM144 135V134H143ZM64 136H65V134H64ZM63 136V138L65 139V137ZM69 136V135H68ZM78 136L76 135V137L78 138ZM98 136V138H99V135H97ZM132 136V137H133ZM149 136V135H148ZM57 137H59V136H57ZM70 137H72V136H70ZM81 137V136H80ZM84 137V136H83ZM95 137H96V135H95ZM106 137H109V136H106ZM111 137V136H110ZM113 137V136H112ZM115 137H116V135H115ZM125 136H123V138H124ZM131 137V136H130ZM151 137V136H150ZM253 137V136H252ZM49 138V137H48ZM61 138V137H60ZM69 138V137H68ZM68 138H66L65 140H67ZM89 138V137H88ZM91 138V137H90ZM102 138V137H101ZM103 138H105V137H103ZM146 138H147V136H146ZM152 138V137H151ZM258 138V137H257ZM73 139V138H72ZM83 140H85L84 138H82ZM81 139V140H82ZM92 139V138H91ZM96 139H97V137H96ZM115 140H117L116 138H114ZM130 139V138H129ZM144 139V138H143ZM142 139V140H143ZM150 139V138H149ZM149 139L147 138V140L149 141ZM51 140H52V138H51ZM71 140V139H70ZM80 140V141H81ZM90 140V139H89ZM88 140V141H89ZM94 140V139H93ZM98 140H100V139H98ZM98 140H95V142L96 141H98ZM102 140H104V139H102ZM109 140V139H108ZM124 140H126L125 138H124ZM133 140V139H132ZM138 140H141V138H139ZM141 140V141H142ZM146 140V141H147ZM76 141V140H75ZM87 141V142H88ZM107 141V140H106ZM128 141V140H127ZM146 141H143L144 143H146ZM59 141H57V143H58ZM62 142V141H61ZM72 142V141H71ZM78 142V141H77ZM84 142L85 141H83V145H84ZM90 142V141H89ZM91 142H92V140H91ZM100 142H101V140H100ZM102 142H104V141H102ZM108 142V141H107ZM107 142H106V144H107ZM113 142H114V140H113ZM116 142V141H115ZM114 142V144H116ZM121 142V141H120ZM133 142H135V141H133ZM132 142V143H133ZM139 142V141H138ZM175 142H177V144L175 143ZM51 143H52V141H51ZM55 143V142H54ZM63 143V142H62ZM62 143H60L59 145H61ZM64 143H65V141H64ZM73 143V142H72ZM99 143V141L97 142V144ZM119 143V142H118ZM117 143V144H118ZM123 143H125L124 141H122V143H120V144H123ZM129 143H130V140H129ZM129 143H128V146H129ZM139 143H141L142 144V142H139ZM174 143V144H173ZM53 144V143H52ZM86 144V143H85ZM91 144V143H90ZM113 144V145H114ZM116 144V145H117ZM127 144V143H126ZM137 144V139H136V143H135V145ZM70 145V148L72 147V145L71 144H69ZM68 145V146H69ZM80 145V144H79ZM79 145H77V147H79ZM87 145V144H86ZM88 145H89V143H88ZM101 145H105V144H101ZM112 145V144H111ZM119 145V144H118ZM124 145V144H123ZM134 145V144H133ZM132 145V146H133ZM143 145V144H142ZM171 145H172V147H171ZM252 145V144H251ZM62 147H63V149H64V146L63 145H61ZM74 147L76 146L75 145V143H74V145H73ZM91 146V145H90ZM127 146V147H128ZM144 146H145V144H144ZM149 146V145H148ZM66 147V146H65ZM74 147H72V151H73V148ZM76 147V148H77ZM81 147V146H80ZM85 147V146H84ZM99 147V146H98ZM109 147H110V145H109ZM131 147V146H130ZM136 146H134V148H135ZM61 148V147H60ZM59 148V151H63V149L61 148L60 149ZM67 148H69V147H67ZM83 148V147H82ZM86 148V147H85ZM115 148V147H114ZM116 148H117V146H116ZM120 148V147H119ZM126 148V147H125ZM124 148V149H125ZM133 148V147H132ZM136 148H138V147H136ZM135 148V149H136ZM50 149H52V148H50ZM54 149V148H53ZM80 149V148H79ZM84 149V148H83ZM89 150H90V147L88 148ZM88 149H86V150H88ZM91 149H92V151H94V148H92L91 147ZM107 149V148H106ZM118 149V148H117ZM116 149V150H117ZM121 149V148H120ZM129 149V148H128ZM145 149H146V147H145ZM144 149V150H145ZM75 150V149H74ZM81 150V149H80ZM80 150H78V151H80ZM85 150V149H84ZM83 150V151H84ZM88 150V151H89ZM103 150V148L100 150V151H102ZM114 150V149H113ZM126 150V149H125ZM130 150V149H129ZM133 150V149H132ZM143 150V149H142ZM184 150H186L185 152V154H181V158H180V160H175V158L176 157H174V155L175 154H177V156L179 157L180 155H178L181 151L183 152ZM56 151V150H55ZM69 151V150H68ZM71 151V152H72ZM87 151V152H88ZM91 151V150H90ZM90 151H89V153H90ZM91 151V152H92ZM110 151H112L111 149H110ZM123 150H121L120 152H118L116 155H117V157H118V155L122 152ZM128 151V150H127ZM137 152L136 153H138V150H136ZM66 152V151H65ZM70 151L68 152V153H71ZM81 152V151H80ZM97 152V151H96ZM95 152V153H96ZM106 152V151H105ZM114 152H115V150H114ZM117 152V151H116ZM124 153H125V151H123ZM122 152V153H123ZM130 152H131V150H130ZM133 152V151H132ZM46 153V152H45ZM56 153L58 154V152L56 151ZM78 152H77V150H76V152H75V154H77ZM86 153V152H85ZM85 153H83V155L85 154ZM94 153V154H95ZM103 153H104V151H103ZM108 153H109V151H108ZM122 153H121V157H122ZM142 153V152H141ZM149 153V154H148ZM206 152H204V154H205ZM50 154V153H49ZM49 154H48V156H49ZM73 154H74V152H73ZM91 154V153H90ZM94 154H92L93 156H94ZM130 154V153H129ZM148 154V155H147ZM88 155V154H87ZM98 155H101L100 154V152H99V154ZM114 155V154H113ZM126 155V154H125ZM164 155V154H163ZM52 156H53V154H52ZM55 156V155H54ZM53 156V157H54ZM74 156H76L77 157V155H74ZM93 156H92V158H93ZM97 156V155H96ZM102 156H106V155H103L102 154ZM101 156V157H102ZM108 156V155H107ZM124 156V155H123ZM56 157V156H55ZM70 157V156H69ZM86 157V156H85ZM88 157H90V156H88ZM100 157V158H101ZM109 157H110V155H109ZM160 157H161V155H160ZM159 157V158H160ZM164 156H162V158H163ZM50 158V157H49ZM82 158H83V156H82ZM97 158H98V156H97ZM103 158V157H102ZM101 158V159H102ZM105 158H108V157H105ZM115 158H116V156H115ZM54 159V158H53ZM71 159V158H70ZM84 159V158H83ZM85 159H87V157L85 158ZM89 159V158H88ZM87 159V160H88ZM90 159H91V157H90ZM99 159V158H98ZM97 159V160H98ZM104 159V158H103ZM111 159V158H110ZM120 159V158H119ZM47 160V159H46ZM52 160V159H51ZM77 160V159H76ZM80 160V159H79ZM86 160V161H87ZM94 160V159H93ZM100 160V159H99ZM106 160V159H105ZM109 159H107V161H108ZM124 160H125V157H124ZM123 160V161H124ZM158 160V159H157ZM160 160H161V158H160ZM57 161V160H56ZM59 161V160H58ZM71 160H69V162H70ZM73 161V160H72ZM71 161V162H72ZM84 161V160H83ZM88 161H90V160H88ZM95 161V160H94ZM94 161H92L91 160V162H93V165H94ZM101 161V160H100ZM104 161V160H103ZM112 161H114L113 160V157H112ZM111 161V162H112ZM116 161V160H115ZM118 161L119 160H117V163H118ZM162 161V160H161ZM166 161H167V154H166ZM165 161V163H168V161L166 162ZM46 162V161H45ZM55 162V161H54ZM60 162V161H59ZM68 162V161H67ZM68 162V166L70 167V165L71 164H73V162L70 164ZM74 162H76L77 163V165H75V166H77L78 168L80 167H82V165H81V163H79V162H77V161H75L74 160ZM98 163H99V161H97ZM120 162V161H119ZM48 163V162H47ZM50 163V162H49ZM85 162H82V164H83V166L85 167V164H84ZM89 163V162H88ZM103 163V162H102ZM102 163H100L101 165H102ZM106 163H110V162H106ZM159 163V162H158ZM158 163H157V165H158ZM164 163V162H163ZM216 162H213L211 165H209V166H206V165H203L202 163H200V164H198L197 165V167H196V169L194 170V172H195V174L194 175H192L191 177H189L187 180H185V182L183 183L184 184V187L179 191V192H176L174 195H172V196H170V198H168V199H166L167 201H166V205H167V208H171V207H173V206H181V209L184 211V212H186L188 209H189V207H190V205H196V202L195 201H197V200H199V198H200V196L202 195V193H203V190H202V188H200L201 187V185H202V183L201 182H203V180H205L206 178H208V177H210L211 175H213L214 176V168H215V166L217 165V163L215 164ZM53 164H55V163H53ZM57 165H59L58 163H56ZM80 164V165H79ZM87 164V163H86ZM97 164V163H96ZM104 164V163H103ZM124 164V162H122V165ZM46 165V164H45ZM49 165V164H48ZM79 165V166H78ZM89 165V164H88ZM91 165H92V163H91ZM108 165H110V164H108ZM115 165V164H114ZM122 165H121V167H122ZM153 165H155V164H152V166ZM165 165V164H164ZM56 166V165H55ZM54 165H53V167H55ZM60 166V165H59ZM63 166V165H62ZM62 166H60V167H62ZM65 163H64V167L62 168V169H64L65 168ZM73 166V165H72ZM46 167V166H45ZM49 167V166H48ZM58 167V166H57ZM54 168V169H59V168ZM76 167V168H77ZM84 167H82L80 170H84L85 171V169H83ZM99 167H101V166H99ZM119 167V166H118ZM155 167V166H154ZM161 167V166H160ZM164 167V166H163ZM103 168H104V166H103ZM110 168H114V166L113 167H110ZM109 168V169H110ZM157 168H159L158 166H157ZM62 169H60L59 171L61 172L62 171ZM99 169V168H98ZM102 169V168H101ZM164 169V168H163ZM49 170H50V167H49ZM51 170H52V168H51ZM66 170V169H65ZM65 170H63V171H65ZM69 169L67 168V170L66 171H68ZM71 170V169H70ZM106 170V171H105ZM104 171L107 173V171H108V169H105ZM111 170V169H110ZM109 170V171H110ZM152 170H153V168H152ZM79 171V170H78ZM84 171H82L81 173H83ZM92 171V170H91ZM95 171H96V169H95ZM99 171H100V169H99ZM103 171V170H102ZM103 171V172H104ZM116 171H117V169H116ZM157 171V170H156ZM185 171V170H184ZM183 171V172H184ZM53 172H55V171H53ZM69 172V171H68ZM71 172H72V170H71ZM71 172H69V174L71 173ZM104 172V173H105ZM113 172V171H112ZM157 172H159V170L157 171ZM163 172V171H162ZM52 173V172H51ZM56 173H59L58 171L56 172ZM56 173H55V175H56ZM79 174H81L80 172H78ZM87 173V172H86ZM85 173V174H86ZM121 173H123V172H121ZM152 173V172H151ZM170 173H171V171H170ZM63 174H65V173H63ZM75 174V173H74ZM74 174H72V175H68V178H70L71 176L73 177L74 176ZM91 174H92V172H91ZM94 174H97V173H94ZM114 174H115V172H114ZM161 174V173H160ZM159 174V175H160ZM183 174V173H182ZM67 175V174H66ZM84 175V174H83ZM98 175V174H97ZM99 175H101V173L99 174ZM122 175V174H121ZM154 175V174H153ZM152 175V176H153ZM61 176V175H60ZM70 176V177H69ZM102 176V175H101ZM101 176H99V177H101ZM142 176V178H140ZM182 176V175H181ZM181 176H179V177H181ZM57 177H58V175H57ZM57 177H55L54 176V178H57ZM67 177V176H66ZM65 177V178H66ZM80 177H81V175H80ZM105 177H106V175H105ZM104 177V178H105ZM118 177H119V175H118ZM158 177V176H157ZM67 178V179H68ZM75 178V177H74ZM73 178V179H74ZM77 178H78V176H77ZM98 178V177H97ZM109 178V177H108ZM156 178V177H155ZM59 179H61V177L59 178ZM76 179V178H75ZM94 179V178H93ZM92 179V180H93ZM102 179H103V177H102ZM107 179V178H106ZM105 179V180H106ZM70 180V179H69ZM77 181H79V180H81V179H76ZM75 180V181H76ZM95 180V179H94ZM94 180H93V182H94ZM99 180V179H98ZM101 180V179H100ZM99 180V182H101ZM104 180V181H105ZM108 180V179H107ZM145 180H147V179H145ZM144 180V181H145ZM59 181V180H58ZM65 181V180H64ZM71 181H73L72 179H71ZM150 181V180H149ZM180 181V180H179ZM55 182V181H54ZM65 182H67V181H65ZM92 182V183H93ZM98 182V183H99ZM162 182V181H161ZM165 182V183H166ZM63 182L61 181V186L62 185H64L65 183H63ZM78 183V182H77ZM150 183H151V181H150ZM164 183V186H167V184H165ZM50 184V183H49ZM52 184V183H51ZM58 184V183H57ZM56 184V185H57ZM68 184V183H67ZM73 185H74V182L72 183ZM75 184H76V182H75ZM79 184H80V182H79ZM83 184H85V183H83ZM95 184V183H94ZM101 184V183H100ZM154 184V183H153ZM69 185H70V183H69ZM68 185V186H69ZM96 185H97V183H96ZM102 185V184H101ZM104 185V184H103ZM142 185V184H141ZM175 185V184H174ZM50 186V185H49ZM59 186V185H58ZM76 186H78L79 187V185H76ZM83 186V185H82ZM82 186H81V188H82ZM92 186H93V184H92ZM95 186V185H94ZM152 186V185H151ZM70 187H71V185H70ZM75 187V186H74ZM73 187V188H74ZM85 187V186H84ZM83 187V188H84ZM96 187H98V186H96ZM110 187H117L116 189H115V191H113V192H109L108 191V189L110 188ZM154 187V186H153ZM52 187H50V189H51ZM65 188H66V186H65ZM81 188H78V190H79V192L81 191L80 189ZM101 188V187H100ZM151 188V187H150ZM166 188V187H165ZM169 188V187H168ZM205 188V191H206V187H204ZM57 189V188H56ZM59 189V188H58ZM85 189V188H84ZM95 189V188H94ZM143 189V188H142ZM153 189V188H152ZM155 189V188H154ZM66 190V189H65ZM71 190V189H70ZM73 190H76L75 188L73 189ZM73 190H71V191H73ZM78 190H76L77 191V196H78V194H79V192H78ZM88 190V189H87ZM86 190V191H87ZM90 190V189H89ZM96 190H98V189H96ZM100 190V191H101ZM114 190V189H113ZM159 190H163V189H160V186L159 187H157L156 188V192H160ZM202 190V191H201ZM53 191V190H52ZM112 191V190H111ZM152 191V190H151ZM204 191V192H205ZM46 192V191H45ZM51 192V191H50ZM62 193H63V191H61ZM65 192V191H64ZM68 192H69V190H68ZM67 192V193H68ZM74 192V191H73ZM93 192V190H91V193ZM97 192V191H96ZM155 192V193H156ZM62 193H61V195H62ZM85 193V192H84ZM90 193V192H89ZM88 193V194H89ZM98 193V192H97ZM112 193V194H111ZM147 193V192H146ZM22 194V193H21ZM56 194V193H55ZM73 194V193H72ZM68 195H70V194H68ZM95 195H96V193H95ZM146 195V194H145ZM183 195V198H181V196ZM44 197L46 196V195H43ZM58 196V195H57ZM56 196V197H57ZM65 197H66V195H64ZM71 196H73V195H71ZM75 196V195H74ZM77 196H75V197H77ZM81 196V195H80ZM93 196V195H92ZM164 196V195H163ZM55 197V201L57 200V198ZM68 197V196H67ZM39 198V197H38ZM42 198V197H41ZM47 198V197H46ZM45 198V199H46ZM62 198V197H61ZM78 199H79V197H77ZM88 198V197H87ZM86 198V199H87ZM92 198V197H91ZM100 198V197H99ZM167 198V197H166ZM44 199V198H43ZM52 199V198H51ZM103 199V198H102ZM105 200H106V198H104ZM60 199H58V201H59ZM69 200L70 199H68V201L67 202H69ZM77 200V199H76ZM81 200V199H80ZM95 200V199H94ZM98 200H100V199H98ZM105 200H103V201H105ZM39 201V200H38ZM61 202H63V200L61 201ZM77 202H79V201H77ZM77 202H76V204H77ZM83 202V201H82ZM95 202H96V200H95ZM98 202V201H97ZM108 202V201H107ZM110 202V201H109ZM37 203V202H36ZM41 203V202H40ZM47 203H49V201L48 202H46V204ZM70 203H71V201H70ZM69 203V204H70ZM73 203V202H72ZM86 203V202H85ZM85 203H84V205H85ZM92 203V202H91ZM102 202H100V204H101ZM46 204H45V207H46ZM54 204V203H53ZM53 204L51 205V206H53ZM57 204H58V202H57ZM61 203H59V205H60ZM69 204H67V206L69 205ZM100 204H97L96 203V205L93 207V209H94V212H98L99 211V208H100ZM112 204L109 206L108 205V207H110L111 208V206H112ZM42 205V204H41ZM48 206V208L50 207L49 206V204H47ZM62 205H66L65 203H63ZM62 205H60L59 207L61 208V206ZM73 205V204H72ZM78 205V204H77ZM77 205H76V207H77ZM80 205H81V203H80ZM84 205H83V207H84ZM102 205V204H101ZM193 205V206H194ZM201 205V204H200ZM39 206V205H38ZM106 207H107V204L105 205ZM105 206H104V208H105ZM157 206V205H156ZM35 207V209H36V207L37 206H34ZM80 207V206H79ZM87 207V206H86ZM43 208V207H42ZM57 208H58V205H57V207H56V210H57ZM59 208V209H60ZM65 208H66V206H65ZM71 208V207H70ZM89 208H90V205H89ZM103 208V207H102ZM50 209H51V207H50ZM62 209H64V208H62ZM68 209H69V207H68ZM83 209V208H82ZM109 209V208H108ZM48 210V209H47ZM52 210H53V208L50 210V213L52 214ZM56 210L54 211V212H56ZM77 210V209H76ZM79 210V209H78ZM86 210V209H85ZM90 210V209H89ZM103 210V209H102ZM101 210V213L103 212ZM105 210V209H104ZM174 210H176V209H174ZM38 211V210H37ZM41 211H44L43 209H41ZM41 211H39V212H41ZM61 211V210H60ZM63 211V210H62ZM64 211H67V210H65L64 209ZM162 211V210H161ZM106 212V211H105ZM108 212H110V210L108 211ZM30 213V212H29ZM35 213V212H34ZM42 213V212H41ZM46 213V212H45ZM61 212H59L58 211V213L57 214H60ZM64 213V212H63ZM144 213H147V215L144 217ZM172 213V212H171ZM181 213V212H180ZM28 214V213H27ZM39 214V213H38ZM54 214V213H53ZM56 214V213H55ZM67 214H69L68 213V211H67ZM75 214H77V213H75ZM81 215H82V213H80ZM79 214V215H80ZM96 214V213H95ZM100 214V213H99ZM98 214V215H99ZM32 215V214H31ZM34 216L35 215H37V214H33ZM65 215H66V213H65ZM74 215V214H73ZM97 215V216H98ZM109 215V214H108ZM120 215H127V217L125 218V217H123V216H120ZM192 215V214H191ZM28 215H26V217H27ZM33 216V217H34ZM42 216H45V215H43V213H42ZM53 216V215H52ZM57 217H58V215H56ZM55 216V217H56ZM63 216V215H62ZM67 216V215H66ZM78 216V215H77ZM101 216V215H100ZM129 216V217H128ZM171 216V215H170ZM29 217V216H28ZM37 217V216H36ZM35 217V218H36ZM47 217V216H46ZM45 217V218H46ZM75 217H76V215H75ZM121 217H123L124 219H121ZM37 218H39L40 219V215H39V217H37ZM64 218V217H63ZM67 218H68V216H67ZM66 218V219H67ZM84 218V217H83ZM100 218V217H99ZM157 218V217H156ZM168 218H170V217H168ZM183 218V217H182ZM186 218V217H185ZM27 219H29V218H27ZM30 219H32V218H30ZM29 219V220H30ZM34 219V218H33ZM43 219V218H42ZM52 221H53V223L55 222L54 221V218L52 219V218H50ZM65 219V220H66ZM81 219V216H80V218H79V220ZM102 219H105V221H106V218H105V216L104 217H102ZM108 219V218H107ZM162 219V218H161ZM23 220V219H22ZM36 221H37V219H35ZM41 220V219H40ZM43 220H45V219H43ZM51 220H49V221H51ZM55 220H57V218L55 219ZM61 220V219H60ZM59 220V221H60ZM79 220H78V223H79ZM173 220H174V216H173ZM35 221V222H36ZM51 221V222H52ZM75 221H77V217H76V220ZM74 221V222H75ZM91 221H92V219H91ZM95 221H96V219H94V224H95ZM99 221H101V219L99 220ZM103 221V220H102ZM109 222L111 221V220H108ZM184 221V220H183ZM24 222H25V220H24ZM45 222H47V221H45ZM44 222V223H45ZM62 222V225H63V223H65V222H63V221H61ZM71 222H72V220H71ZM73 222V223H74ZM104 222V221H103ZM112 222V221H111ZM173 222H175V220L173 221ZM39 223H41V221L39 222ZM43 223V224H44ZM97 224H99V222L97 221L96 222ZM106 224H107V222H105ZM162 223H164V222H162ZM161 223V224H162ZM168 223H169V221H168ZM183 223V222H182ZM24 224V223H23ZM32 224H38V223H32ZM42 224V223H41ZM46 224H48V223H46ZM67 224V223H66ZM65 224V225H66ZM69 224V223H68ZM74 224H76V223H74ZM91 224V223H90ZM109 224V223H108ZM173 224V223H172ZM20 225H22L21 223H20ZM53 225V224H52ZM56 225H58V224H56ZM60 225V224H59ZM101 225V224H100ZM181 225V224H180ZM35 226V225H34ZM33 226V227H34ZM38 226H40L39 224H38ZM61 226V225H60ZM66 226H69V225H66ZM77 226V225H76ZM75 226V227H76ZM93 226V225H92ZM96 225H94V227H95ZM98 226L99 225H97V228H98ZM103 226H105V225H103ZM107 226V225H106ZM105 226V227H106ZM111 226H112V224H111ZM163 226V225H162ZM169 226H171L170 224H169ZM172 226H174V225H172ZM176 226V225H175ZM178 226V225H177ZM13 227V226H12ZM37 227V226H36ZM43 227H45V226H43ZM42 227V228H43ZM48 227V226H47ZM46 227V228H47ZM50 227H51V225H50ZM73 227H74V225H73ZM72 227V228H73ZM100 227V226H99ZM164 227V226H163ZM162 227V228H163ZM167 227H168V225H167ZM182 227V226H181ZM28 228H30V226L28 227ZM35 228V227H34ZM40 228H41V226H40ZM55 228H57V227H55ZM63 228H64V225H63ZM66 228V227H65ZM91 228V227H90ZM103 228V227H102ZM117 228V227H116ZM159 228H161V226L159 227ZM158 228V229H159ZM165 228V227H164ZM179 228H180V226H179ZM33 228L31 227V230H32ZM38 229V228H37ZM48 229V228H47ZM76 229V228H75ZM75 229H73V230H75ZM88 229V228H87ZM18 230V229H17ZM36 230V229H35ZM45 230V229H44ZM49 230H51V229H49ZM48 230V231H49ZM53 230V229H52ZM55 230V229H54ZM58 230H60V229H58ZM77 230V229H76ZM97 229L95 228V230H94V232L96 231ZM118 230V229H117ZM5 231V230H4ZM28 231V230H27ZM39 230H37V232H38ZM43 231V230H42ZM64 231V230H63ZM70 231V230H69ZM98 231V230H97ZM96 231V232H97ZM101 231V230H100ZM103 231V230H102ZM104 231H106V228H105V230ZM108 231V230H107ZM112 231V230H111ZM110 231V232H111ZM124 231V230H123ZM165 231V230H164ZM18 232V231H17ZM30 232V231H29ZM32 232V231H31ZM31 232H30V234H31ZM35 232V231H34ZM37 232H35V233H37ZM41 232V231H40ZM47 232V231H46ZM50 232V231H49ZM54 232V231H53ZM58 232V231H57ZM94 232H92L93 234H94ZM95 232V233H96ZM117 232V231H116ZM121 232V231H120ZM119 232V233H120ZM168 232V231H167ZM8 233V232H7ZM19 233V232H18ZM26 233V232H25ZM42 233V232H41ZM51 233V232H50ZM56 233V232H55ZM54 233V234H55ZM105 233V232H104ZM108 234H109V231L107 232ZM29 234V235H30ZM39 233H37L36 234V236L38 235ZM43 234V233H42ZM42 234H39V236L38 237H40V235H42ZM45 234V233H44ZM44 234H43V236H44ZM58 234H59V232H58ZM62 234V233H61ZM99 234V233H98ZM103 234V233H102ZM101 233H100V235H102ZM117 234V233H116ZM115 234V235H116ZM161 234H162V232H161ZM160 234V235H161ZM164 234V233H163ZM166 234V233H165ZM18 235V234H17ZM35 235V234H34ZM33 235V236H34ZM56 235V234H55ZM64 235V234H63ZM76 235V234H75ZM111 235V234H110ZM119 235V234H118ZM155 235H156V233H155ZM155 235H152L153 236V242H154V236ZM172 235V234H171ZM174 235V234H173ZM14 236V235H13ZM20 236V235H19ZM23 237H22V240H23V238L25 239V237H24V235H22ZM52 236V235H51ZM54 236V235H53ZM61 236V235H60ZM68 236V235H67ZM94 236V238H95V234L93 235ZM108 235H106V237H107ZM112 236V235H111ZM47 237V239H48V237H49V235H47L46 236ZM56 237V236H55ZM70 237V236H69ZM81 237V236H80ZM86 237V236H85ZM92 237V236H91ZM101 236H99V237H97L98 239H101L100 238ZM103 237V236H102ZM114 237V236H113ZM118 237V236H117ZM121 237V236H120ZM146 237V236H145ZM145 237L142 239V240H144L145 239ZM155 237H157V235L155 236ZM163 237H165V235L163 236ZM162 237V238H163ZM170 237V236H169ZM169 237H167V238H169ZM28 239H30L29 237H27ZM26 238V239H27ZM34 238V237H33ZM44 238V237H43ZM58 238V237H57ZM71 238H73V237H71ZM93 238V237H92ZM115 239H117L116 238V236L114 237ZM122 238V237H121ZM149 239H150V237H148ZM11 239V238H10ZM15 239V238H14ZM17 239V238H16ZM16 239H15V241H16ZM20 239V238H19ZM28 239L27 240H25V241H27V242H31V240H32V237H31V240H29L28 241ZM52 239H54V238H52ZM68 239V238H67ZM75 239V238H74ZM77 240H78V238H76ZM81 239V238H80ZM113 239V238H112ZM166 239V238H165ZM18 240V239H17ZM36 240V239H35ZM43 240V239H42ZM58 240V239H57ZM60 241H61V239H59ZM72 240V239H71ZM89 241H90V238L88 239ZM106 240H108V239H106L105 238V241ZM120 240L121 239H119V242H120ZM164 240V239H163ZM162 240V241H163ZM4 241H5V239H4ZM7 241H11V240H8L7 239ZM6 241V242H7ZM24 241V242H25ZM39 241H40V238H39ZM44 241V240H43ZM50 241V240H49ZM67 241V240H66ZM76 241V240H75ZM83 241V240H82ZM85 241V240H84ZM83 241V242H84ZM95 241V240H94ZM93 241V243H95ZM98 241V240H97ZM100 241V240H99ZM104 241V240H103ZM102 241V242H103ZM125 241V240H124ZM151 241V240H150ZM156 241H157V238H156ZM160 241V240H159ZM169 241V240H168ZM9 242H7L8 244H9ZM35 242V241H34ZM40 242H42V241H40ZM45 242V241H44ZM51 242V241H50ZM63 242V241H62ZM61 242V243H62ZM71 242V241H70ZM82 242V243H83ZM101 242V241H100ZM158 242V241H157ZM163 242H165V241H163ZM0 243H1V240H0ZM7 243H5L4 242V244L5 245H3V246H6V244ZM16 243H18V242H16ZM20 243H22L21 242V239H20ZM20 243H19V245H20ZM36 243H37V241H36ZM59 243V242H58ZM60 243V244H61ZM66 243V242H65ZM76 243H78V241L76 242ZM88 243H90V242H88ZM92 243V242H91ZM105 243V242H104ZM103 243V244H104ZM113 243V242H112ZM140 243V242H139ZM152 243V242H151ZM155 243V242H154ZM162 243V242H161ZM168 243V242H167ZM11 244V243H10ZM9 244V245H10ZM13 244L15 245V242L13 241ZM31 244V243H30ZM33 244V243H32ZM52 244H54L53 242H52ZM59 244V245H60ZM67 244V243H66ZM72 244H73V241H72ZM85 245H86V242L84 243ZM108 244H110V243H108ZM120 244V243H119ZM164 243H162V246H164L163 245ZM14 245H12V246H14ZM17 246H18V244H16ZM28 245V244H27ZM43 245V244H42ZM42 245H39L40 246V248H41V246ZM51 245V244H50ZM49 245V246H50ZM68 245V244H67ZM92 245H94V244H91V247H92ZM101 245V244H100ZM105 245H107V244H105ZM111 245V247H112V244H110ZM110 245H109V248H110ZM115 245H117L116 244V242H115ZM159 245V244H158ZM157 244L155 245L154 244V246H158ZM171 245H172V243H171ZM25 246V245H24ZM23 246V247H24ZM37 246V245H36ZM48 246V245H47ZM47 246H46V249H47ZM53 246V245H52ZM52 246H51V249H52ZM61 246V245H60ZM59 246V247H60ZM66 246V245H65ZM90 246V245H89ZM89 246H86L85 248H90V249H93V253H94V248H91V247H89ZM102 247H104V245H101ZM131 246V245H130ZM152 246V245H151ZM165 246H167V245H165ZM33 247V246H32ZM45 247V246H44ZM43 247V248H44ZM58 247V248H59ZM100 247V246H99ZM101 247V248H102ZM153 247V246H152ZM2 248V247H1ZM6 248H8V247H6ZM10 248V247H9ZM8 248V249H9ZM12 248V247H11ZM26 248H28V247H26ZM55 248V247H54ZM58 248H57V250H58ZM87 248V249H88ZM97 248V247H96ZM95 248V249H96ZM109 248H106V250H107V252H109L108 250H109ZM138 248H139V246H138ZM150 248V247H149ZM155 248V247H154ZM160 248H162V247H159V249ZM164 248V247H163ZM7 249V250H8ZM19 249V246H18V248H17V250ZM24 249V248H23ZM30 249V248H29ZM29 249L27 250V249H25V250H27V251H29ZM32 249V248H31ZM49 249H50V247H49ZM74 249V248H73ZM83 249V248H82ZM100 249V248H99ZM113 249H114V247H113ZM151 249V248H150ZM173 249V248H172ZM17 250L15 251L16 253H17ZM35 250V249H34ZM44 250V249H43ZM60 250V249H59ZM64 250V249H63ZM62 250V251H63ZM65 250H66V248H65ZM106 250H105V252H106ZM134 250V249H133ZM154 250H157L156 248L154 249ZM169 250V249H168ZM167 250V251H168ZM10 251V250H9ZM12 251V250H11ZM27 251L25 252V253H27ZM38 251H40V250H38ZM45 252H46V250H44ZM43 251V252H44ZM61 251V252H62ZM74 251H75V249H74ZM73 251V252H74ZM90 251H92V250H90ZM119 252H120V250H118ZM122 251V250H121ZM137 251V250H136ZM18 252H19V250H18ZM24 252V251H23ZM30 252V251H29ZM42 252V253H43ZM55 252V251H54ZM64 252V251H63ZM81 252V251H80ZM96 252H97V250H96ZM125 252H126V250H125ZM153 252V251H152ZM154 252H157L158 253V251H154ZM7 253H8V251H7ZM11 253V252H10ZM13 253H14V251H13ZM24 253V254H25ZM35 253V252H34ZM47 253H49V252H47ZM50 253H52L51 252V250H50ZM86 253V252H85ZM91 253V252H90ZM116 253V252H115ZM134 253V252H133ZM137 253V252H136ZM141 253V252H140ZM151 253V252H150ZM161 253H163L162 252V249H161ZM160 253V254H161ZM37 254V253H36ZM45 254V253H44ZM43 254V255H44ZM57 254V253H56ZM87 254V253H86ZM85 254V255H86ZM94 254H96V253H94ZM111 254V253H110ZM109 254V255H110ZM113 254H114V252H113ZM117 254V253H116ZM123 254V253H122ZM125 254V253H124ZM160 254H159V256H160ZM1 255V254H0ZM7 255V254H6ZM32 255V254H31ZM40 255V258L42 257L41 256V254H39ZM57 255H59V254H57ZM63 255V254H62ZM92 255V254H91ZM90 255V256H91ZM100 255V254H99ZM103 254H101V256H102ZM146 255V254H145ZM166 255V254H165ZM17 256V255H16ZM27 256V255H26ZM25 256V257H26ZM33 257H35V254L34 255H32ZM31 256V257H32ZM51 256H52V254H51ZM77 256V255H76ZM84 256V255H83ZM105 256V255H104ZM118 256H120V255H118ZM148 256V255H147ZM150 256H151V254H150ZM149 256V257H150ZM153 258H154V253H153ZM159 256H158V258H159ZM22 257V256H21ZM27 257H29V255L27 256ZM26 257V258H27ZM39 257V256H38ZM38 257H35L36 259L38 258ZM48 257V256H47ZM65 257H66V255H65ZM70 257H71V255H70ZM72 257H73V254H72ZM85 257V256H84ZM89 257V256H88ZM114 257V256H113ZM117 257V256H116ZM132 257H133V255H132ZM135 257V256H134ZM142 257H144V256H142ZM161 257V256H160ZM5 258V257H4ZM17 258V257H16ZM20 258V257H19ZM35 258H33V260L35 259ZM43 258H45V256L43 257ZM42 258V259H43ZM52 258H53V256H52ZM59 258V257H58ZM83 257L81 256V259H82ZM97 259H98V256L96 257ZM96 258H95V260H96ZM101 258V257H100ZM103 258V257H102ZM153 258H151V259H153ZM155 258H156V255H155ZM28 259H30V258H28ZM46 259V258H45ZM63 259H64V257H63ZM62 259V260H63ZM91 259H93L92 257H91ZM123 259V258H122ZM144 259V258H143ZM145 259L147 260V258L145 257ZM160 259V258H159ZM6 260H8V258L6 259ZM20 260V259H19ZM47 260H51V257H50V259H49V257H48V259ZM45 261V262H48V261ZM60 260V259H59ZM58 260V261H59ZM65 260H66V258H65ZM79 260V259H78ZM88 260V259H87ZM114 260V259H113ZM119 260V259H118ZM118 260H116V261H118ZM36 261H38V260H36ZM36 261H35V263H36ZM98 261V260H97ZM105 261H106V259H105ZM148 261V260H147ZM146 261V262H147ZM151 261V260H150ZM9 261H7V263H8ZM11 262V261H10ZM17 262V261H16ZM34 262V261H33ZM40 262V261H39ZM45 262H44V264H45ZM50 262H52V261H50ZM60 262V261H59ZM65 262V261H64ZM82 262V261H81ZM87 262V261H86ZM94 262V261H93ZM92 262V263H93ZM96 262V261H95ZM99 262V261H98ZM112 262V261H111ZM135 261H133V263H134ZM137 262H140V258H139V261H137ZM142 262H143V260H142ZM149 262V261H148ZM6 263V262H5ZM25 263V262H24ZM28 263V262H27ZM29 263H31V261L29 262ZM28 263V264H29ZM42 263V262H41ZM57 263V262H56ZM74 263V262H73ZM72 263V264H73ZM76 264L78 263V261L77 262H75ZM80 263V262H79ZM91 262L89 261V263L88 264H90ZM100 263V262H99ZM107 263H108V261H107ZM114 263V262H113ZM125 263V262H124ZM1 264V263H0ZM17 264V263H16ZM34 264V263H33ZM36 264H38V263H36ZM54 264H55V262H54ZM60 264V263H59ZM82 264V263H81ZM94 264H97V263H94ZM106 264V263H105ZM111 264V263H110ZM117 264V263H116ZM137 264V263H136ZM151 264V263H150ZM154 264V263H153Z\"/></svg>", "mask_w": 264, "mask_h": 264}]
</instances>
